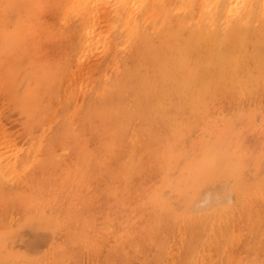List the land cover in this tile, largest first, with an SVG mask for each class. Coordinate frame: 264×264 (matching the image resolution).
<instances>
[{"label":"rangeland","instance_id":"obj_1","mask_svg":"<svg viewBox=\"0 0 264 264\" xmlns=\"http://www.w3.org/2000/svg\"><path fill=\"white\" fill-rule=\"evenodd\" d=\"M0 1H1L0 5H2L0 6V10H1L0 19H2L0 21V29H1L0 30V36H1L0 41L2 42V45L0 44V46H2L0 47V62H1L0 63V125L3 123L0 126V155L2 156V157L0 156V159L4 160V163H1L3 162V160H0V185H1L0 187H4L7 185L6 187L11 186L15 189L16 188L15 185H16L17 189L15 190L13 189L14 190L13 196H15L16 198L12 196L11 200L16 199L15 201L19 202L24 199V207L26 208V210H24V215L22 211H20L19 213L18 210H14L15 212L14 213L12 210V207L10 208L9 211H7L6 209L0 210V215L2 216L0 217V220H1L0 221L1 222L0 223V227H1L0 228L1 229L0 230V256L2 257V259H5V260L10 259L11 261L12 260L14 261L15 259L21 260L24 258L26 260V264H43V262L44 264H70V263L71 264H108L110 261L109 260L110 258H108V256L113 255L112 251H114L115 249H113L112 245L115 244L117 253H119V251L121 252L119 254L121 257L118 258L120 262L119 264H191V263L197 264L199 262L202 264H206V263L207 264H222L221 262L217 261V258H219L221 255H225L226 259L227 258L230 259V257L233 256L232 257L233 260L235 259L236 261H239L237 263L234 260V262H236L235 264H242L241 262H244L243 264H245V261H247L246 260L247 258L254 257L253 259H255L256 261V259H258L256 254H258L259 259L256 262L254 260H250L251 261L250 263L252 264L254 262L253 264H264V260L262 259L264 258V253H263L264 246H262L264 245V234H263L264 233V221H262L264 219V201H263L264 199V67H262V65L260 66V64L262 63L264 65V62H263L264 61V51H263L264 44L263 46L261 45L260 47L261 42L263 41L262 43H264V36H263L264 34V28H263L264 27V1L262 2V0H257V1L253 0L254 2L252 1L250 2V0H244L243 3L239 4L241 5V7L239 6L240 8L236 11L237 13L235 15H232L234 13L233 10L236 7L235 8L233 7L234 9L231 8L233 13L232 12L230 13L229 11L230 8H228V11L226 8L231 7L233 2H235V4H236V1L240 3L241 0L240 1L231 0L232 2L231 4H228L230 3V0L228 1L223 0L224 2V3L222 2L223 4L221 3V0H218L216 2H213V0H197V1L194 0V2L193 0L192 1L173 0V3H170L168 5H171L170 6L171 8L169 9L171 10L173 9L172 11L170 10L172 12L170 13L172 16V21L173 19L174 21L176 20L175 23L178 22L176 25L179 27L175 26L174 22H172L171 26L174 25V27H176V28L172 27V32L174 34V30H175V34L177 37L172 34L173 36H171L172 37L171 41H170L171 37H169L168 38L169 40L167 41L172 42L173 40L174 42L175 37H176L175 41L179 38V40L174 43L176 44V47L180 45L182 48L178 47L177 48L178 50H177L174 48L175 44H173V46L171 45L172 54L175 52L173 55L175 57L177 56V59L173 56L172 58L174 59V64H171L173 62L171 60L172 58H170L169 62L164 65L165 67L164 66L162 67L161 65H163L165 60H167L165 58L167 57V55L164 56L165 54L163 55L162 53L163 55L162 57L161 53H160V56L156 54L159 57H161L160 59L162 61L160 59L157 60V56L153 57V55H155V52L157 53V48H159V50L160 49L162 50L163 43L162 44L159 43L160 46L156 47L155 50L152 51L154 49L153 43H147L148 41L151 42L152 40L150 38H145V39L144 37L142 38L143 34H141L142 31H145L144 33H147L148 28L147 30H144L145 28L141 29L139 25L141 24L142 25L141 27H144L145 25L149 24V20L147 19L152 16L151 15L152 9H150L151 8L150 2H152L153 0H148V1L145 0V2H143L144 0H138V2L139 1H142V2L141 4L139 3L140 5L139 6L137 5V7H135L136 6L135 3L138 4V2L135 1L134 3L135 5L134 9H137L135 10L136 13L138 12V14L141 15V11L143 10L142 15H143V12H144V15L142 17L145 23H142V21L138 22L139 20L136 19L137 14L135 15V18L133 17L130 18L131 20L136 19L135 21L132 20L133 22L132 23L129 17H127L128 19L125 17L126 14L120 15L119 12L116 13L115 11H112L114 14L112 13L111 15H110L111 12L110 13L107 12V15L108 16L110 15L109 16L110 18L103 17L104 18L102 19L103 22H100L101 20L98 22V26H101V27L94 25L96 29L94 28V26H92L95 23L90 24L91 27L89 24H88L89 26L87 24L85 25L84 22H87L89 17L86 18L87 20L85 19L86 21L84 22L82 21L85 18L83 17V15L86 16L89 10L94 9V8L92 9L89 8L90 6V5L88 6L89 0L87 3H83L84 0H79L78 2L81 4L83 3L86 6V9L87 7L89 8L87 12H85L86 9L80 10V6H76L77 3H75L74 0L73 2L75 4L71 2L70 0L68 1V3L66 2L61 6L59 4L61 0H37L39 2L33 3L32 5H30L29 7L31 8L29 7L26 8L28 5H26L21 0H16V3H14V0L13 1L12 0H0ZM18 1L21 3L23 2L22 4L23 5L25 4L26 6L23 8V5L21 3L17 4ZM119 1L120 0H118V5L119 7H121L122 3L119 4ZM164 1L165 0H161V1L156 0L155 2L153 1V3H154V6H157V4H159L160 6ZM184 1H186L185 4H184ZM219 1L222 5L219 3ZM248 1L250 2V4L248 3ZM70 2L73 3L74 5H71ZM110 2L115 4L117 0L115 2L111 0ZM188 2L189 3L193 2L195 6V8L193 7L194 11L191 9L192 7L187 6L189 5ZM210 3L214 7L215 6L216 7L214 8ZM251 3L255 5L254 8L258 9V12L260 10L259 13L256 12L253 16V17H258V18H253V22H252L250 21V19L248 20V18L245 17L240 22V24L243 23L240 26V31L237 30V33L235 32L236 30L234 31L237 35L240 33L239 36L237 35L235 36L234 32H233L234 34L233 35L232 34L233 29L231 31L230 29L233 28L232 26L236 22L234 21L235 20L234 18H236L237 16L240 19L242 15L246 14L247 13L246 10L247 9L249 10V7L251 8ZM262 3H263V6L261 7ZM69 4H70L69 6L70 8L73 6L72 9L73 8L76 9L80 17L77 13H75L76 11L73 12L74 9L73 10L68 9ZM112 5L113 4H111L110 8L112 7L114 8V6L117 7L116 5H113V6ZM190 5H192V3H190ZM236 5L238 7V4ZM257 5L258 7H256ZM65 6L68 12L64 11L66 10ZM85 6L84 7L82 6V7L85 8ZM218 6L221 7V12ZM222 6H223V9H222ZM189 8L191 9V11H193L194 15L192 14L191 11L188 12ZM218 8H219V11L216 12ZM19 9H21V11L23 10V12L19 11ZM99 9H101L102 11L95 10V13L96 11L97 12L99 11V13L101 11L102 13L105 14L107 11L106 9H103L102 7H100ZM139 9L140 11H138ZM256 9L255 11H257ZM186 10L189 13V16H187L188 13L186 12ZM149 11H151L150 14L148 13ZM203 11H207L208 15H207V12L204 13ZM238 11H239L240 16H238ZM82 12L83 14H81ZM184 12L187 14L186 16ZM99 13H96L94 15V11H90L88 15L92 14L91 17L95 16V19L97 20L98 18L100 19ZM176 13L179 15L181 14L180 16L178 15V18H181V20L176 19L177 15H173ZM215 13H218V14H215ZM225 13L227 14V16L229 14H231L232 16L229 15L227 17ZM26 14H28V16ZM69 14L71 16L72 15L74 16L70 17ZM182 14L184 15L185 19L182 16ZM219 14L223 15L222 17L220 16L221 19L218 18L220 20L217 19V15L219 17ZM112 15L114 18L111 17ZM114 15L116 17L119 16V18L121 16V20H118L119 18L118 17L116 18ZM215 15H216L217 22L214 17ZM124 17H125L126 23L123 22ZM261 17H263L262 18L263 20L260 19L261 20L260 21L259 18ZM21 18H24V20ZM203 18L206 20H204ZM223 18L227 19L228 21L227 24H225L226 23L225 19L222 20ZM95 19L93 20V18H91L90 20H93V22L94 21L96 22ZM113 19L114 20L117 19L116 24H115V21H112ZM202 19L203 21H201ZM208 19L210 21H208ZM178 20H180V22ZM185 20H186V23L184 22ZM251 20H252V17H251ZM4 21H5V24L3 23ZM66 21L69 23V25ZM70 21H72V23ZM106 21H108V23ZM128 21L130 22L129 23L130 27H128L129 25L127 26ZM188 21L191 24H189ZM212 21L213 23L216 22V24L219 23L218 28L211 25ZM218 21H221V22H218ZM246 21L249 23L246 24ZM23 22L24 24H22V27H21L19 24ZM104 22L107 24V26H105L106 24H104ZM112 22H114L115 26L112 24L113 26L109 27V24L111 25ZM155 22H156V26L155 28L152 29L153 30L152 33L155 34L156 32L154 31L157 30L159 32L158 35L160 36L161 34L160 31L162 32L163 31L162 29L163 28L165 29V27L161 26L162 24L161 19ZM155 22L153 23V25L155 24ZM157 22H158V25H157ZM183 22L185 23L184 26L185 27L187 26L185 29H184V26H182ZM202 22H206L205 23L206 26H204L203 25L204 23ZM88 23H91V22H89L88 20ZM250 23H252L251 27L253 25L254 27H256L255 25H257L258 28L256 27L257 29H255L252 27L253 29L251 28V32H250V27L249 29L248 27L246 28V26L250 25ZM49 24H51L52 27ZM73 24L79 25L78 27H80L81 30L78 31V27L77 29L73 28L72 27ZM121 24L122 26L123 25H126V26L125 27L123 26V28H121ZM196 24H198V26L201 25L200 27L204 26L211 33L212 32L214 33L213 30L216 28L214 34L216 35V33L218 32V34L216 35L217 38H215L214 34H213L214 37L211 34L210 37H213V38L209 39L208 34L210 32L207 34V29H205L206 34H207V37H206L205 31H203L204 28L201 29L202 32L201 30H196V29H199V27ZM82 25L83 26L85 25V27H82ZM116 25L117 26L120 25L119 28H117ZM131 25L135 26L136 28L132 27ZM191 25H193L194 27ZM17 26L20 29H16ZM86 26H88L87 28L90 27L91 29L93 28V30L95 29L97 34H95L94 31H92L90 28L87 31L90 32L91 30V32H93L94 35H91L92 33L89 34L86 30H84V32L86 31L85 32L86 34L82 32L83 31L82 28H86ZM188 26L189 28L190 27L193 29L195 28L196 32L200 31L201 33H204L203 35L206 37V39L208 38L209 41L211 40L210 41L211 46L213 45V43L215 44V42L216 43L218 42L217 44L212 46L213 48L210 45H208L209 48L211 47L214 51H216V48L218 50L220 47L224 46L225 44H228L229 47L228 45H225L224 46L225 48L222 47L221 49L224 50L226 49V47H228L232 50L234 49L233 50L234 52L236 50V52L239 53V55L236 54V52L232 53L233 56L231 54L229 55L228 50H227L228 55L232 56V58L230 57L232 59L231 60L230 58H226L227 56V54L225 53L226 50L224 51L220 50V52L217 51V57L222 60L217 59V57L215 58L216 53L213 52L211 48L210 50L212 52H210L207 45L204 48V45L206 43L208 44L209 41H206L203 35L200 38H198V41H197V39L195 40V38L198 37L199 32L196 33L195 30L190 29V32L185 31L186 32L185 34L184 30H186ZM220 26H222L223 29L220 28ZM224 26H226V29L224 28ZM102 27H104L105 30H101ZM209 27L211 28L214 27V29L211 30V28ZM244 27L248 29L249 31L248 30L246 31ZM55 28L57 29L56 31L54 30ZM110 28H112L111 31L109 30ZM128 28L131 29L132 33L128 32V30H130ZM180 28L182 29V32H184L183 33L184 35H181V36L178 35L180 33L182 34ZM21 29H23L24 31L26 29L28 30H26L25 34L22 35L24 31ZM140 29H141V32H140ZM176 29L179 30V31L177 30L178 34L176 33ZM217 29H219L220 31ZM17 30L18 31L21 30L20 33ZM117 30H121L122 32L121 31L119 32ZM150 30L151 28H149V31ZM223 30L224 31L226 30V31L224 32ZM260 30L263 31L262 34H260L261 32ZM102 31L105 32V34H102L104 38L101 35ZM126 31L129 33L128 36H127L128 33ZM191 31L193 32L191 33ZM243 31H245V33H243ZM253 31H254V34L256 32L255 37H254ZM44 32L46 33L45 35L43 34ZM64 32H65V35H64ZM115 32H116V35L114 34ZM134 32H135V35H133ZM187 32L191 33V35L194 33V36L192 35L194 38H192L191 36V40L189 39L190 41H192V39L193 41L194 40L197 41L194 43L192 41L193 44H191L192 46L190 47H188L189 42L187 44L183 43L188 40L187 36H190V35H187ZM247 32H250V34ZM26 33L28 34L27 37H25ZM80 33H81V36H80ZM120 33L122 36L120 35ZM224 33L230 39L226 40L223 38L222 40L223 43H222L220 39H222L223 37L222 35H224ZM241 33L244 36V39L242 38ZM246 33L248 34L247 36L250 35L252 41L255 40L254 43L248 37H246ZM10 34H11L10 38L12 40H10L9 38ZM149 34H144V35L151 36V34L150 35ZM230 34L233 35V37L235 36L236 39H233V37ZM21 35L23 36L24 39L20 38ZM83 35L86 36L87 39ZM88 35L90 36V40L92 39V44H90L91 42H87V40L89 41ZM98 35H100L101 37ZM111 35H113L114 38H116L117 36V38L114 39L113 36ZM125 36L126 37L130 36L128 38L129 44L128 42L124 44V42L127 41V38ZM184 36L186 38L182 39V37ZM229 36H231L233 40H231V37ZM257 36L262 37V38H258ZM5 37L7 39H5ZM77 37H78V40H77ZM82 37H84L83 40H82ZM202 37L205 40V43L203 42V44H198L199 41L200 43L204 41L203 39H201ZM240 37L242 38L241 39L242 41L240 40L241 43H239ZM93 38H95L96 40L94 41ZM102 38L103 40L107 39V41L109 38L110 41H108V44H107L109 45L108 49H107L108 46L106 45L107 42L105 43V41H102ZM214 38L215 40L219 38L220 42L218 40L213 41ZM246 38L249 39V42L243 41ZM16 39L17 41L19 40L20 42L23 41V43H21L20 45L21 50L23 49V51L20 50V47L18 45L20 44V42L14 45ZM121 39H122V42H119L121 41ZM160 39L162 40L161 36H160ZM24 40H27V41H24ZM98 40L100 42H97ZM116 40H119V41H116ZM130 40L132 41L131 42L132 45L130 44ZM234 40L239 41V42H235ZM4 41H6L7 43L6 42L4 43ZM81 41L84 43V45L86 43V46H82L84 48L81 47V45L83 44V43L80 44ZM101 41L105 43L103 44L107 46L106 48L103 44H100ZM115 41L117 44L115 43ZM179 41H182V42L178 44ZM233 41L235 43H239V45L238 44L234 45ZM25 42L26 43L28 42V44H26ZM30 42L32 43V45H30L31 44ZM94 42H97L99 45H102L103 47L101 48L98 44L96 45V43ZM136 42H138V45ZM258 42H260V44ZM75 43L78 45H76ZM251 43L253 44L257 43L259 48L257 44H255V46L252 44V46L254 47H251V45L249 46V44ZM12 44L15 46L14 49L13 47H11L13 46ZM123 44L124 46H122ZM194 44L196 46L198 44L200 45V47L198 46L194 47ZM129 45L131 46L137 45V47L133 46L132 48ZM151 45H153L152 46L153 49L151 48ZM201 45H203V47H201ZM237 45L241 47H238ZM246 45H248L247 51H246ZM75 46L79 50L76 51L75 55H73L76 49L73 50L74 52L72 51V49L76 48ZM125 46H126V49H125V52H123L124 49L122 48ZM128 46L132 49L130 50ZM183 46L184 47L186 46L185 49L189 48V51L186 49L187 52H184L185 49L183 48ZM234 46H236L237 48H235ZM10 47L14 51H16L18 54L15 53L14 51H11L12 49ZM86 47H88V49L89 47L92 49L87 50L85 49ZM96 47L98 48L100 47L101 50L97 49ZM118 47H121V48H118ZM141 47L142 49L144 48L146 52L142 51ZM192 47H194V49ZM103 48H105L106 50L105 49L103 50ZM195 48L197 49V52L194 51L196 50ZM199 48L200 50H198ZM201 48H203L202 54H204L205 56L208 54V56L210 55L211 58L210 56L209 57L206 56L205 58L204 55H200ZM254 48L255 49L258 48L261 51H258L257 49L256 50L257 53H255L256 51L254 50ZM134 49L135 50L138 49L139 52L135 51ZM173 49H175V51H173ZM85 50H87L88 52L87 55H83V54H86L85 52L82 54L84 58L83 57L80 58L79 53L80 52L82 53ZM91 50H93L92 51L94 52L93 54ZM102 50L104 53L102 52ZM115 50H118V51L116 52ZM133 50L135 51V53ZM176 50L179 52L180 55L182 54V56H183V53H185L184 54L185 56L179 57L180 59L182 58V60H178V52H176ZM191 50L194 52H190ZM232 50H230L229 52L231 53ZM114 51L117 53L116 55L114 54L117 59L113 61L120 62V64L118 62H117L118 64L116 63L117 66L120 65L119 67L114 66L115 62L112 61V59H114L113 58L114 56H112V58L110 57L111 55H113ZM120 51H122V53ZM245 51L247 52V55L246 53H244L245 55L240 56V53L243 54V52ZM153 52L154 54L152 55L151 53ZM249 52H251V54H248ZM186 53H189V55ZM218 53L219 55L222 54V56L221 55L219 56ZM252 53L257 56L252 57L254 56ZM11 54L12 56H10ZM64 54H65V58L67 57L66 59H69V60L64 59ZM125 54L127 56L126 58H125ZM129 54H132V56ZM172 54H168V57L169 55H172ZM234 54L237 55L236 57L237 61L234 60L235 59L234 57L236 56ZM7 55L8 57H6ZM121 55L122 57H124V59L121 57ZM149 55L152 56L153 60L150 61L149 58L151 56ZM196 55L201 57L200 59L203 58V60H200L198 57V59L200 60L199 61ZM44 56L46 59L43 58ZM102 56H103V59H102ZM189 56L191 57L194 56L193 57L194 60L196 58V61L192 60L191 62H194L193 63L194 67L196 64L197 65L199 64L198 65V67L200 66L199 68L196 66L197 69L195 67L194 70H192L193 66H190L191 64H189L191 62L188 63ZM141 57L142 58L146 57L147 59H149V63L147 62L148 60L146 58L145 60H143L141 59ZM239 57H240V60H239ZM3 58H8V59L10 58V59L9 60L6 59L4 61ZM78 58L81 59V63L78 61ZM118 58L120 59L122 58V59L119 60ZM139 58L142 60L141 64H140L141 60ZM154 58H156L155 61H154ZM185 58L187 59V61H185ZM224 58L228 60L226 61ZM16 59L18 60L16 61ZM76 59H77V62H76ZM133 59L136 60V62H138L136 66H135L136 62L134 63ZM212 59H214L215 62ZM243 59L246 62H243L244 61ZM253 59L254 60L259 59V60L256 62ZM14 60L15 62H13ZM34 60L36 62H34ZM206 60L207 61L212 60L211 62L213 63L208 62L207 64ZM233 60L235 61V63ZM183 61L186 62V65H184L185 62ZM202 61L205 62L206 64L203 63ZM232 61L236 65L234 66L230 65L232 64L231 63ZM8 62H12V64L13 63L14 64L12 65L10 63L12 66L9 67L10 64H8ZM52 62H53V65H52ZM126 62L128 63L130 68L134 65L133 69L131 68V70L130 69L128 70L130 73L127 71L128 75H125L123 73V72L126 73L125 71L126 69H124L126 68L124 66H127ZM144 62L146 65L143 64ZM220 62L223 64L224 67H226V70H224L225 68H223ZM224 62L226 64H224ZM248 62L250 66L247 65ZM82 63L85 65H83ZM123 63H125L126 65H124ZM130 63L132 64L130 65ZM152 63L155 69H153L154 67L153 68L151 67ZM218 63H219V67L217 66ZM78 64L80 67H82L83 65V67L80 68ZM139 64L141 66H138ZM142 64L144 66H142ZM169 64L171 67H169ZM228 64L230 66H228ZM14 65L15 66L17 65L18 67L17 66L15 67ZM174 65L175 67H177L176 69H178L179 71L176 74L179 76L182 73V76H179V77L176 74H174L176 75V78H179V81L181 79L183 80V78H185L184 76L186 75V78L183 80L185 82H182L181 80V83H184V86L186 87H184L183 84L176 82V80L178 81V79H176L175 76H172V74H170L171 72H173V70H175L174 69L175 67H173ZM112 66L118 69L116 70ZM147 66L149 67L147 68ZM185 66L186 67L189 66L188 67L189 69L188 68L186 69ZM203 66H205V68ZM216 66H217V69H216ZM238 66H239V69L241 67V69L242 70L244 69V70L243 71L239 69L237 70ZM245 66H247V68L249 66L250 69L249 68L246 69ZM144 67L146 68L147 72L146 70L144 71ZM234 67L236 71L232 70L234 69ZM112 68L113 70L111 71ZM120 68L121 70H119ZM151 68L153 70H151ZM218 68L223 69V71H221ZM33 69L35 72L33 71ZM122 69H124V71H122ZM160 69L161 71L163 69V71L161 72ZM202 69L203 71H201ZM104 70L106 72L103 73ZM149 70L151 71L150 74H149ZM154 70L155 71L157 70L156 71L157 74ZM227 70L228 72L229 71L230 72L228 73ZM116 72L117 73L120 72V73L117 74ZM131 72L132 73L134 72V73L132 74ZM152 72L155 73L156 78L152 77L154 75V73L152 74ZM218 73H221V74L223 73V74L222 75L220 74L218 76ZM83 74H84V77H83ZM168 74H170L171 76L169 75V77H167ZM114 75H117V76L119 75L118 79L117 77L114 78L115 77ZM122 75H123V78L120 77ZM223 75L224 76L226 75V76L224 77ZM124 76L130 79L127 81L126 80L127 78H125ZM161 76H163V78ZM70 77L72 78L69 79ZM109 77H110L111 82L114 83V81H116L122 86H120L118 83L115 82L114 84L117 90L115 89V87L113 88L114 85L110 84L111 83L109 82L110 80L109 81L107 80ZM222 77L223 79L225 78L224 81L223 79H221ZM79 78H81V80ZM157 78L159 79L158 81H157ZM120 79L122 80L123 83L121 82ZM164 79L167 81H164ZM107 81L108 83L106 85L105 83ZM150 81L152 82L150 83ZM126 82H129V83L126 84ZM174 83L176 84L179 83V86L177 84V86L172 88L171 86L175 85ZM109 84L111 87L109 86ZM123 84H126V87ZM139 84L141 86H138ZM72 85L74 87L76 85L77 86L76 88H73ZM128 85L129 87H127ZM119 86L125 91L123 90L121 91V88ZM160 86H162V88ZM34 87H35V90L33 89ZM85 87L88 89H86ZM169 87L172 89H170ZM176 87L177 89H179V87L181 88L180 90H177ZM68 88H69V92L67 91ZM100 88H102V90ZM136 88L138 90L139 89H142V90L136 91L137 90ZM145 88H147V90H145ZM184 89L186 93H184ZM70 90H72V92ZM99 90L101 91V93L98 92ZM168 90L170 91L169 96H167L168 94L166 95V93H169ZM115 91L117 93V96L114 94ZM161 91H163L165 94ZM175 91H177V94L179 93L178 96L176 93L174 94ZM181 91L183 92V95ZM76 92H79V93L76 94ZM105 92H108L110 95H112L113 93L112 96H116V97H111L108 95V93H105ZM137 92L139 93L137 94ZM27 94L28 96H26ZM106 94L109 96V98L108 96H106ZM146 94L148 95L149 99H147L148 98L147 96L146 97L144 96ZM62 95L64 96L62 97ZM160 95L162 99L159 98ZM92 96H94L95 98ZM123 96L124 97L127 96L128 98L125 97L124 99ZM130 96L134 99V102ZM150 96L152 98H150ZM27 97H29V99ZM144 97H145V100H144ZM113 98L115 99L119 98V99H116L117 101L118 100L119 101L118 103L116 102L112 107L113 102H115L114 101L115 99ZM175 98H176V101H174ZM87 99L88 101L91 100V102H88ZM92 99L94 100V102ZM129 99H131V101ZM181 99H183L182 100L183 104L181 103ZM111 100L113 102H111ZM126 100H128L129 102H127ZM140 100L143 102H141ZM160 100H162V103H160L161 102ZM101 101H103L105 104H103ZM122 101L124 102L126 101L127 103L125 102V104H123L124 102ZM166 101L168 105L165 104ZM79 102L84 103V104H80ZM99 102H101V106L105 105V107L103 106V109H101L102 108L101 106H97V108H95L96 105H100V104H97ZM91 103H92V106L90 105ZM106 103H109L111 107L107 105ZM31 104L34 106H32ZM73 104H75L74 106H76L74 111L77 112L78 116L77 114L76 116H72V114L74 113ZM85 104L88 107L90 105L92 110H94L93 112H90L91 114L89 115V117H88L89 111H92V110L90 107L89 109L88 108L86 109L85 107L87 106ZM141 104L142 106H140ZM106 105L109 108H107ZM120 105H122V108ZM25 106H28V108ZM132 106L134 109L132 108ZM52 107L56 109L58 107L59 108L58 110H55ZM98 107H101V108L99 109ZM83 109L86 111H84ZM98 111L100 112L99 114H98ZM133 111H135V113ZM62 112L64 114H61ZM95 112L97 113L98 117L95 114ZM51 113L53 116H49L51 115ZM57 117L59 118L57 119ZM93 117L94 119L92 120ZM54 118L57 120H55ZM143 118H147V119H143ZM50 119H54L55 121L54 120L51 121ZM82 119L83 121L81 122L80 120ZM70 123L74 124V126L73 125L67 126ZM81 123H82V126H81ZM64 128L68 129L69 131L66 130V133H65ZM60 129H63V131H61ZM41 130L44 131L45 133H43ZM3 132H6L7 134ZM42 134L44 136L43 138H42ZM2 135L4 138L2 137ZM64 135L66 136L64 137ZM36 137L37 138L40 137L39 139L41 140V142L43 141V143H41L40 140L37 139ZM12 139L14 142L10 141ZM15 142H16V145H15ZM6 143L8 144V146L11 147L10 150H8L9 147L7 146ZM65 143L68 145H66ZM97 143H98V146H97ZM37 144H40L38 146L42 145L41 148H39ZM59 145H62V146H59ZM82 145L84 146L81 147ZM5 146L8 147V149L5 148ZM36 146L38 147V149ZM80 147L82 149H80ZM18 148H21V149L18 150ZM32 148L34 149L32 150ZM50 148L52 151L50 150ZM68 148L69 150H67ZM6 149L11 153V155L8 151L6 153L5 151ZM16 149H17V152L15 151ZM90 149L92 150L90 151ZM64 150H66V152ZM37 152L38 154L36 155ZM5 154L6 155L8 154L7 158H5L6 157ZM49 154L50 155L52 154L51 158ZM83 157H84V160H82ZM48 158H50L51 160L50 159L47 160ZM67 158H69V160ZM5 161L7 162L5 163ZM11 162L13 166L12 164L10 166L12 167L9 166ZM61 162L63 164H61ZM3 164L6 166V168H4L5 166ZM62 166L64 167L63 169H62ZM3 168H4V171H3ZM21 170H23V172ZM9 172L13 174L9 176ZM45 173H46V176H45ZM73 173L76 175H74ZM2 174L4 177L2 176ZM23 177L26 178V181L24 180V182H22L24 179ZM61 177L63 180L61 179ZM15 179H17V181ZM223 186H226V187H223ZM40 190L42 191L40 192ZM18 191H22V192H18ZM42 202L45 204H43ZM40 204L44 207L40 206ZM44 208L47 210H45ZM27 210H29L30 212ZM3 211L8 212V213H5L6 216H3V213H4ZM13 213H14V218L13 216L12 217L10 216V214L13 215ZM46 214L48 215L46 216ZM45 216L48 217L51 222L50 230L52 232H55V229L56 231H58L57 232L58 238L56 239L57 241L55 240L54 243L52 242V244L45 245L43 249H41V251L40 250L34 251L30 247L27 248L25 251L23 250L22 247L15 246V249L13 248L9 249L7 247L6 243L8 242L10 235L13 232L21 231L22 221L25 218L26 220H29V219L38 217V219L42 220ZM70 216H72L73 218L72 220H70ZM73 223H75V225ZM128 223L133 224L132 227H134L135 229L134 231L136 234H133V232H131L130 233L131 235H130L128 231H121L120 229L121 226L122 225L124 226V224L126 226V224ZM71 225L73 226L72 231L77 232V235H78V237L77 236H71V237L74 240H81V238L83 237L81 240L82 242L79 241V249H78L79 251L78 252L76 249H74L75 252H73L74 250H69L70 245H71V238L69 239L67 236H64V231H67L68 229L70 230L69 227ZM260 225H262V227H260ZM6 226L8 229L5 228ZM254 226H257V227H254ZM171 229L172 230L174 229V230L172 231ZM224 229H226L227 232ZM234 229L235 231L239 233H236ZM254 229H256L257 231ZM223 230L226 232L225 234ZM261 230H262V233H261ZM4 231H6V233ZM107 231L108 232L115 231V232L108 233L110 235L108 236L104 234V232H107ZM170 231H171V234H170ZM94 232L96 235L93 234ZM256 232L258 233L260 232L261 234H258ZM250 235L252 239L249 237ZM255 235H257L258 237ZM131 238H132V241H131ZM250 241H252L251 242L252 244L250 243ZM88 242H91L94 244L88 247L87 246ZM254 242L256 243L255 247L253 245ZM82 244H85V245H82ZM245 244H247L248 247H245L246 246ZM251 245L253 246V248ZM259 246L263 248H260ZM254 250H257V251H254ZM248 251H251L253 253L248 252ZM98 252H102L99 260L97 259L99 257ZM246 252L249 253L250 255L247 254ZM145 254L146 256H144ZM238 256L240 259L238 258ZM242 256L244 258H242ZM208 258L210 260H208ZM211 258H213V260ZM86 259L88 262L86 261ZM195 259H196V262H195ZM260 260H263V262L260 263ZM230 263L233 264V262H230ZM19 264H22V263H19Z\"/></svg>","mask_w":264,"mask_h":264},{"label":"bare ground","instance_id":"obj_2","mask_svg":"<svg viewBox=\"0 0 264 264\" xmlns=\"http://www.w3.org/2000/svg\"><path fill=\"white\" fill-rule=\"evenodd\" d=\"M12 1H13V0H12ZM21 1H23L26 5H28L26 8H28V7H29L30 5H32L33 3H37V2H39V1H37V0H21ZM68 1H70V0H61L59 4H60V6H61V5H63L64 3H66V2L68 3ZM85 1H86V2H85ZM110 1H111V0H110ZM110 1H109V0H89V2H88V0H84L83 3H87V2H88V6L90 5V6H89L90 9H92V8L95 9V8H96L95 10H101V9H99V8L102 7L103 9H106V10H107L106 13H105L106 16H105L104 13L101 12L102 10L100 11V13H99V11H98V12L96 11V13H99V14H100V19L97 17L98 19L96 20V19H95V16H94V17H91V15L93 14L92 12H91V13H92L91 15H90V14L88 15V13H90V11H94V15H95L96 13H95V10H94V9H93V10H89L88 7H87V9H86V6H85L83 3L81 4V3H78L79 0H77V1L74 0V2L78 4V5L76 4V6H80V10H85V9H86L85 12H87V11L89 10V12L86 14V16L83 15V17H85V18L83 19V17H82V19H83L82 21H83V22L86 21V20H87L86 18L89 17L88 20H89V22H91V23H88V20H87V22H84L85 25H86V24H87V25H88V24L90 25V24H92V23H95V24H93L92 26H94V25H97V26H98V22H99L100 20H101L100 22H103V21H102V19H104L103 17H105V18H106V17H109V16L113 13L112 11H115L116 13L119 12L120 15L126 14L125 17H126V18L129 17V19L132 18V17L135 18V15L137 14L136 19L139 20L138 22H141V21H142V23H145V22L143 21V17H142V16L144 15V12H143V15H142V11H143V10L141 11V15H140V14H138V12L136 13L135 10H137V9H134V6H135V5H136L135 7H137V5L139 6V5L141 4L142 1H139V2H138V0H123V1L120 0V1H119V4L122 3V6H121V7H119V5H118V0H117V2H115L116 0H113V2H115V4H114V3H111ZM135 1H137L138 4H136ZM147 1H148V0H147ZM147 1H146V3H147ZM153 1L155 2L156 0H153ZM153 1L150 2V4H151V8H150V9H152V10H151L152 13H151V11L148 12L149 14L151 13L152 16H151L150 18L147 19V20H149V24H151V25L147 24V25H145L144 27H141V26H142L141 24H139V25H140V28H141V29H142V28H145L144 30H147V28H148V32L151 34V33L153 32L152 29L155 28V26H156V22H155V21H157V20L159 21V19H161V21H162L161 26H162V27H165V29H164V28L162 29V30H163L162 32L159 30L160 33H161L160 36H161L162 40L160 39V36L158 35L159 32H158L156 29H155L156 31H154V32H156V33H155V34L152 33L153 35L151 34V36L144 35V34H149L147 31H146L147 33H144L145 31H142L141 34H143V36H142V35H140V36H142V38L144 37V39H145V38H150V39L152 40L151 42H149L148 40H147L148 42L146 41L147 43H153L154 46L151 45V48H152V46H153V48H154V49L152 48V49H153L152 51H154L156 47L160 46L159 43H161V44L163 43L162 50H161V49L159 50V48H157V53L155 52V55H153L154 52L151 53V54L153 55V57H154V56H157V60H159V59L161 58V57H159V56H160V53H161V55H162V53H163V55L165 54L164 56L167 55V57H165L167 60H165L164 63H163V65H161V66L163 67L165 64H167V63L169 62L170 58H172V57L174 56L173 54H174L175 52L172 54V51H171V50H172V46H173V44H175L174 42H177V41L179 40V38L175 41V39H176L177 36H176V34H175V30H174V29H173V30H174V34H173V32H172V27H173V28H176V27H174V25L177 26L176 24H177L178 22L175 23L176 20L174 21V19H173V21H172V16H171V14H170V13H172L171 11H172L173 9H172V10L169 9V8H171V7H170L171 5H168V4L173 3V0H165L160 6H159V4H157V6H154ZM158 1H161V0H158ZM175 1H176V0H175ZM175 1H174V2H175ZM190 1H192V0H190ZM196 1H197V0H196ZM216 1H218V0H215V1L213 0V2H216ZM224 1H226V0H224ZM227 1H228V0H227ZM239 1H240V0H239ZM241 1H242V2H241ZM241 1H240V3H239L238 1H236V4H238V7H237V5L235 4V2H233V3H234V4H233V3L231 2V0H230V3H228V4H231V3H232V5H231V7H227V8H226L227 11H228V8H230L229 11H230V13H231V12H232V9H231V8H233V7L235 8V7H236L235 9L233 8V9L235 10V11L233 10L234 13L232 12V13H233L232 15H235V14L237 13L236 11L241 7V5H239V4H241V3L244 2V0H241ZM251 1L254 2L253 0H250V2H251ZM256 1H257V0H256ZM263 1H264V0H262V2H263ZM0 2H1V1H0ZM9 2H10V1H9ZM23 2H22V3H23ZM71 2H73V0H71ZM71 2H70L71 5H74V4H75L74 2H73L74 4L71 3ZM143 2H145V0H144ZM185 2H186V1H184V4H185ZM193 2H194V0H193ZM193 2H190V3H192V5H190L189 2H188L189 5H187V6L192 7V8H191L192 10H193V7L195 8ZM213 2H212V4H213ZM222 2H223V0H221V3H222ZM250 2L248 1L249 4H250ZM14 3H16V0H14ZM20 3H21V2L18 1L17 4H20ZM22 3H21V4H22ZM27 3H28V4H27ZM110 3L113 4V5H116V6L119 7V8H117V7H115V6H114V8H113V7L110 8V6H111ZM116 3H117V4H116ZM134 3H135V5H134ZM139 3H140V4H139ZM177 3H178V2H177ZM195 3H197V2H195ZM219 3H220V1H219ZM219 3H218V4H219ZM221 3H220V4H221ZM223 3H224V2H223ZM223 3H222V4H223ZM25 4H24V5L22 4V5H23V8L26 6ZM70 4L68 5V9H71V10L74 9L73 12H75L76 9H75V8L72 9L73 6H72L71 8L69 7ZM79 4H81V5H79ZM175 4H176V3H175ZM210 4H211V3H210ZM212 4H211V5H212ZM215 4H216V3H215ZM222 4H221V5H222ZM113 5H112V6H113ZM181 5H182V4H181ZM233 5H234V6H233ZM0 6H2V5H0ZM76 6H75V7H76ZM82 6H83V7L85 6V8H83ZM148 6H149V5H148ZM152 6H153V7H152ZM168 6H169V7H168ZM185 6H186V5H185ZM199 6H200V5H199ZM212 6H213V5H212ZM223 6H224V5H223ZM223 6H222V9H223ZM228 6H229V5H228ZM239 6H240V7H239ZM248 6H249V5H248ZM254 6H255V5H254L253 3H251V8L249 7V10H248V9L246 10V11H247L246 14L242 15V16L240 17V19H239L237 16H236V18H234L235 20L232 19V20L236 21L235 24H233V26H232L233 28H231V29L229 28L230 31L233 29L232 34H233V32H234L235 30H236V31H235L236 33H237V30L240 31V26L243 24V23L240 24V22H241V20H243L245 17H247L248 20L250 19V21H252V22H253V18H258V17H253L254 14H255L256 12H257V13L260 12V10H259V12H258V9L254 8ZM262 6H263V3H262V5H261V7H262ZM4 7H5V6H4ZM144 7H145V5H144ZM213 7H214V6H213ZM215 7H216V6H215ZM215 7H214V8H215ZM218 7H219V6H218ZM246 7H247V6H246ZM256 7H258V5H257ZM259 7H260V6H259ZM5 8H6V7H5ZM17 8H18V7H17ZM29 8H31V7H29ZM59 8H60V7H59ZM61 8H63V7H61ZM65 8H66V6H65ZM77 8H78V7H77ZM82 8H83V9H82ZM138 8H139V7H138ZM142 8H143V6H142ZM172 8H173V7H172ZM174 8H175V7H174ZM178 8H179V7H178ZM181 8H183V7H181ZM211 8H212V7H211ZM214 8H213V9H214ZM219 8H220V12H221V7H219ZM219 8H218L217 11H216V10H215V11L218 12V11H219ZM21 9H22V7H21ZM21 9H19V11H21ZM144 9H145V8H144ZM191 9L189 8V9H188V12L191 11ZM241 9H242V8H241ZM255 9H256L257 11H255ZM17 10H18V9H17ZM17 10H16V11H17ZM60 10H61V9H60ZM63 10H64V9H63ZM170 10H171V11H170ZM206 10H207V9H206ZM209 10H210V9H209ZM0 11H1V10H0ZM53 11H54V10H53ZM64 11H67V8H66V10H64ZM103 11H104V10H103ZM138 11H140V9H139ZM193 11H194V10H193ZM193 11H191V12H192V14L194 15ZM225 11H226V10H225ZM246 11H245V12H246ZM254 11H255V12H254ZM21 12H23V10H22ZM67 12H68V11H67ZM107 12H108V13L111 12L109 16L107 15ZM186 12H187V10H186ZM188 12H187V13H188ZM191 12H190V13H191ZM203 12L205 13V12H207V11H203ZM222 12H223V11H222ZM13 13H15V12H13ZM64 13H65V12H64ZM75 13H77V11H76ZM101 13L103 14V16H102ZM116 13H115V15H116ZM178 13H179V12H178ZM184 13H185V12H184ZM228 13H229V12H228ZM22 14H23V13H22ZM24 14H25V13H24ZM28 14H29V13H28ZM28 14H26V15L28 16ZM54 14H55V13H54ZM67 14H68V13H67ZM77 14H78V13H77ZM77 14H76V16H77ZM81 14H83V12H82ZM84 14H85V13H84ZM113 14H114V13H113ZM149 14H147V15H149ZM192 14H191V15H192ZM196 14H197V13H196ZM215 14H218V13H215ZM222 14H223V13H222ZM225 14H226V13H225ZM20 15H21V14H20ZM62 15H63V14H62ZM69 15H70V14H69ZM69 15H68V16H69ZM78 15H79V14H78ZM115 15H114V16H115ZM173 15H177V18H176V19H180V20H181V18H178V15H179V14L176 13V14H173ZM180 15H181V14H180ZM180 15H179V16H180ZM186 15H187V14L185 13V16H186ZM193 15H192V16H193ZM205 15H206V14H205ZM207 15H208V12H207ZM207 15H206V16H207ZM212 15H213V14H212ZM229 15L232 16L231 14H229ZM229 15H228V16H229ZM247 15H248V16H247ZM44 16H45V15H44ZM73 16H74V15H72V16L70 15V17H73ZM96 16H97V15H96ZM145 16H146V14H145ZM182 16L184 17L183 14H182ZM187 16H189V13H188ZM192 16H191V17H192ZM220 16L222 17L223 15L219 14V17H218V15H217V19H218V18L221 19ZM226 16H227V14H226ZM228 16H227V17H228ZM238 16H240V15H239V11H238ZM258 16H259V15H258ZM21 17H22V16H21ZM42 17H43V16H42ZM79 17H80V15H79ZM111 17H113V15H112ZM115 17H116V16H115ZM117 17L119 18V16H117ZM117 17H116V18H117ZM125 17L123 18V19H124L123 22L126 21V20H125ZM147 17H148V16H147ZM173 17H174V16H173ZM195 17H196V15H195ZM201 17H202V16H201ZM203 17H205V16H203ZM208 17H209V16H208ZM210 17H212V16H210ZM214 17H215V20H216V15H215ZM214 17H213V19H214ZM251 17H252V20H251ZM1 18H2V17H1ZM76 18H77V17H76ZM91 18H93V20L95 19L96 22H97V24H96L95 21L93 22V20H90ZM109 18H110V17H109ZM113 18H114V17H113ZM188 18H189V17H188ZM205 18H207V17H205ZM237 18H238V20H237ZM262 18H263V17L259 18V20H260V19L263 20ZM6 19H7V18H6ZM21 19L24 20V18H21ZM50 19H51V18H50ZM50 19H49V20H50ZM58 19H59V18H58ZM70 19H72V18H70ZM70 19H69V20H70ZM85 19H86V20H85ZM111 19H112V18H111ZM127 19H128V18H127ZM136 19H135V20H136ZM184 19H185V17H184ZM189 19H190V18H189ZM191 19H193V18H191ZM200 19H201V18H200ZM203 19H204V18H203ZM203 19H202L201 21H203ZM220 19H218V20H220ZM224 19H225V18H223L222 20H224ZM228 19H229V18H228ZM1 20H2V19H0V21H1ZM73 20H74V19H73ZM77 20H78V19H77ZM116 20H117V19H115V20L113 19L112 21H115V24H116ZM118 20H121V16H120V18H119ZM130 20H131V19H130ZM132 20L135 21L134 19H132ZM132 20H131V22H132ZM147 20H146V21H147ZM180 20H178V21L180 22ZM204 20H206V19H204ZM211 20H212V19H211ZM215 20H213V21H215ZM225 20H226V23H225V24H227L228 21H227V19H225ZM256 20H257V19H256ZM259 20H258V21H259ZM261 20H260V21H261ZM59 21H60V20H59ZM64 21H65V20H64ZM67 21H68V19H67ZM67 21H66V22H67ZM208 21H210V20L208 19ZM213 21L211 22L212 24H211V23H210V24L213 25L214 27H217V28H218V26H219L218 24H219V23L216 24L217 20H216L215 23H213ZM260 21H259V22H260ZM47 22H48V21H47ZM66 22H65V24H66ZM70 22L72 23V21H70ZM83 22H82V23H83ZM106 22L108 23V21H106ZM109 22H111V21H109ZM117 22H118V21H117ZM121 22H122V21H121ZM154 22H155V24L153 25ZM172 22H174V25L171 26ZM181 22H182V21H181ZM184 22L186 23V20H185ZM184 22H183L182 26L185 25ZM196 22H197V21H196ZM218 22H221V21H218ZM231 22H232V21H231ZM259 22H258V23H259ZM262 22H263V21H262ZM3 23L5 24V21H4ZM67 23H68V22H67ZM73 23H74V22H73ZM75 23H76V22H75ZM77 23H78V22H77ZM84 23H83V24H84ZM118 23H119V22H118ZM125 23H126V22H125ZM129 23H130V22L128 21V22H127V26L129 25ZM132 23H133V22H132ZM188 23H189V21H188ZM192 23H193V22H192ZM197 23H198V22H197ZM202 23H204L203 25L206 26V24H205L206 22H202ZM202 23H201V24H202ZM207 23H208V22H207ZM248 23H249V22L246 21V24H248ZM258 23H257V24H258ZM18 24H19V23H18ZM18 24H17V25H18ZM22 24H24V22H23V23H20L19 25L22 27ZM52 24H53V23H52ZM78 24H79V23H78ZM104 24H106V23L104 22ZM112 24L114 25V22H112L111 25L109 24V27H110V26H113ZM119 24H120V23H119ZM135 24H137V23H135ZM189 24H191V23H189ZM198 24H199V23H198ZM198 24H196V25L198 26ZM214 24L217 25V26H215ZM225 24H224V25H225ZM246 24H245V25H246ZM251 24H252V23H250V25H247V26H246V28L248 27V29H249V27H250V32H251V28H252V27L255 28V29L258 28L257 25H255L257 28L254 27V25L251 27ZM49 25H51V24H49ZM62 25H63V24H62ZM68 25H69V23H68ZM79 25H80V24H79ZM79 25H77V24H73L72 27L77 29V27H78ZM85 25H84V26L82 25V27H85ZM89 25H88V26H89ZM132 25H133V24H132ZM132 25H131V26H132ZM157 25H158V22H157ZM180 25H181V24H180ZM194 25H195V24H194ZM220 25H221V23H220ZM230 25H231V24H230ZM230 25H229V26H230ZM260 25H261V23H260ZM2 26H3V25H2ZM88 26H86V28H87ZM102 26H103V25H102ZM105 26H107V24H106ZM105 26H104V27H105ZM114 26H115V25H114ZM119 26H120V25H119ZM119 26L116 25L117 28H119ZM123 26L125 27L126 25H123ZM123 26H122V24H121V28H123ZM182 26H181V27H182ZM191 26H193V25H191ZM200 26H201V25H200ZM200 26H198L199 29H196V30H201L202 28H204L203 31H205V35H206V37H207V34H208L210 31H208V29L205 28L204 26H202V27H200ZM229 26H228V27H229ZM4 27H5V26H4ZM30 27H31V26H30ZM51 27H52V25H51ZM69 27H70V26H69ZM90 27H91V25H90ZM90 27H89V28H90ZM98 27H101V26H98ZM104 27H102L103 29L101 28V30H105ZM128 27H130V25H129ZM132 27H135V26H132ZM137 27H139V26H137ZM177 27H179V26H177ZM186 27H187V26H186ZM186 27L184 26V29H185ZM193 27H194V26H193ZM207 27H208V26H207ZM214 27H213V28L209 27V28H211V30H213ZM242 27H243V26H242ZM48 28H49V27H48ZM57 28H58V27H57ZM66 28H67V27H66ZM86 28H82V29H83L82 32H84V30H86V31L89 30V28H87V29H86ZM94 28H95V26H94ZM117 28H116V29H117ZM121 28H120V29H121ZM135 28H136V27H135ZM149 28H151L150 31H149ZM188 28H189V26H188ZM188 28H187V29H188ZM220 28H222V26H220ZM220 28H219V29H220ZM224 28L226 29V26H224ZM246 28L244 27V29H246ZM253 28H252V29H253ZM263 28H264V27H263ZM4 29H5V28H4ZM14 29H15V28H14ZM16 29H20V28H18V26H17ZM59 29H60V28H59ZM90 29H91V28H90ZM95 29H96V28H95ZM95 29L93 30V28H92L91 30L94 31L95 34H97ZM111 29H112V28H110L109 30L111 31ZM114 29H115V28H114ZM128 29H130V28H128ZM133 29H134V28H133ZM141 29H140V32H141ZM184 29H183V30H184ZM187 29L184 30V32H185V31H189V32H190V29L195 30V28L193 29V28H191V27H190L188 30H187ZM205 29H207V34H206V30H205ZM215 29H216V28H215ZM215 29L213 30L214 33H215ZM219 29H217V30H219ZM222 29H223V28H222ZM222 29H221V30H222ZM229 29H228V30H229ZM244 29H243V30H244ZM248 29H246V31H247ZM0 30H1V29H0ZM21 30H23V29H21ZM21 30H20V31H21ZM26 30H28V29H26ZM26 30H25V31H26ZM54 30L56 31L57 29L55 28ZM54 30H53V31H54ZM66 30H67V29H66ZM80 30H81V28L78 27V31H80ZM91 30H90V32H89V31H87V32H88L89 34L92 33L91 35H94V33L91 32ZM124 30H125V29H124ZM126 30H127V29H126ZM177 30H178V29H176V33L179 31V30H178V31H177ZM180 30H181V32H182V29H181V28H180ZM196 30H195V32H196ZM209 30H210V29H209ZM217 30H216V31H217ZM4 31H5V30H4ZM17 31H18V30H17ZM20 31H18V32L20 33ZM23 31H24V30H23ZM25 31H24V33H22V35L25 34ZM74 31H75V30H74ZM86 31H85V32H86ZM117 31L120 32L121 30H117ZM133 31H134V30H133ZM219 31H220V30H219ZM223 31H224V30H223ZM225 31H226V30H225ZM225 31H224V32H225ZM239 31H238V32H239ZM241 31H242V29H241ZM248 31H249V30H248ZM255 31H256V30H255ZM260 31H261V32H260ZM260 31H259L260 34H262L263 31H262V30H260ZM2 32H3V31H2ZM6 32H7V31H6ZM12 32H13V31H12ZM15 32H16V30H15ZM65 32H66V31H65ZM65 32H64V35H65ZM68 32H69V31H68ZM68 32H67V33H68ZM82 32H81V33H82ZM85 32H84V33H85ZM102 32H104V31H102ZM102 32H101V35H102V34H105V32H104V33H102ZM107 32H108V30H107ZM121 32H122V31H121ZM126 32H127V31H126ZM128 32L130 33V32H131V29L128 30ZM128 32H127V33H128ZM136 32H137V31H136ZM140 32H139V33H140ZM171 32H172V33H171ZM184 32H182V34H181V33H180V34L177 33V34H178L179 36H181V35H184V34H183ZM189 32H187V35H190V36H187V35H186V36L188 37V40L186 39L187 41L183 42V43H186V44H187L188 42H189V43L191 42L190 45H189V43H188V47L192 46L191 44H193L194 42H197V41H198V38H200V37L204 34V33H201L202 30H201V32H200V31H197L196 33L199 32L198 34H199L200 36L198 35V37H197V36L195 35V36L197 37V38H195V40L197 39V41H195V40L193 41V39H192V41H193V43H192V41H190V40H191V36H192V35L194 36V33L191 35V33H192L193 31H191V33H189ZM221 32H222V31H221ZM221 32H220V33H221ZM235 32H234V33H235ZM250 32H247V33L250 34ZM257 32H258V31H257ZM58 33H59V32H58ZM69 33H70V32H69ZM81 33H80V36H81ZM98 33H99V32H98ZM127 33H126V34H127ZM129 33L127 34V36L129 35ZM131 33H132V32H131ZM214 33H213V32H212V33L210 32V33L208 34V35H209L208 38H209V39H210V38H213L214 35H215ZM227 33H228V32H227ZM227 33H226V34H227ZM236 33H235V36L237 35ZM243 33H245V31H243ZM247 33H246V37H248V38L251 40L250 35L247 36V35H248ZM1 34H3V33H1ZM4 34H5V32H4ZM43 34L45 35L46 33L44 32ZM85 34H86V33H85ZM114 34L116 35V32H115ZM150 34H149V35H150ZM172 34H173L174 36H176L175 39L173 38V39H174V42H173V40H172L173 43L167 41V40H169V39H168L169 37L173 36ZM185 34H186V32H185ZM211 34H212L213 37H210ZM213 34H214V35H213ZM217 34H218V32L216 33V35H217ZM239 34H240V33H239ZM239 34H238L237 36H239ZM253 34H254V31H253ZM253 34H251V35H253ZM6 35H7V34H6ZM6 35H5V36H6ZM22 35H21V36H22ZM48 35H49V34H48ZM73 35H74V34H73ZM77 35H78V34H77ZM120 35H121V33H120ZM133 35H135V32H134ZM216 35H215V38H217ZM230 35H231V34H230ZM233 35H234V34H233ZM233 35H231V36L233 37ZM255 35H256V32H255V34H254V37H255ZM10 36H11V34L9 35V38H10ZM21 36H20V38L24 39L23 36H22V37H21ZM24 36H25V35H24ZM27 36H28V34L26 33V36H25V37H27ZM58 36H59V35H58ZM83 36H84V35H83ZM88 36H89V35H88ZM98 36H100V35H98ZM106 36H107V35H106ZM106 36H105V37H106ZM108 36H109V35H108ZM111 36H113V35H111ZM121 36H122V35H121ZM193 36H192V38H194ZM222 36H223L222 39H220L222 43H223V41H222L223 38L226 39V40H227V39H230V38H228V37L225 35V33H224V35H222ZM224 36L227 37V38H225ZM231 36H229V37H231ZM235 36H234V37H235ZM241 36H242V38L244 39V36L242 35V33H241ZM259 36H260V35H259ZM259 36H257V37H258V38H262V37H259ZM263 36H264V34H263ZM0 37H1V36H0ZM38 37H39V36H38ZM38 37H36V38H38ZM74 37H75V36H74ZM84 37L86 38V36H84ZM84 37H82V40H83ZM95 37H96V36H95ZM100 37H101V36H100ZM102 37H103V35H102ZM109 37H110V36H109ZM118 37H120V36H118ZM123 37H124V36H123ZM123 37H122V38H123ZM125 37H126V36H125ZM129 37H130V36H129ZM129 37H126V38H127V41H125L124 44L128 42V38H129ZM132 37H133V36H132ZM203 37H204V39H206V37H205L204 35H203ZM203 37H202L201 39H203ZM232 37H231V40L236 39V37H235V38L233 37V39H232ZM2 38H3V37H2ZM16 38H17V37H16ZM20 38H18V39H20ZM103 38H104V37H103ZM103 38H102V41H105V43L107 42V43H106V45H107V44H108V41H110L109 38H108V41H107V39H106V40H105V39L103 40ZM113 38H114V36H113ZM116 38H117V36H116ZM116 38H114V39H116ZM163 38H164V39H163ZM180 38H181V37H180ZM183 38H186V37L184 36V37H182V39H183ZM208 38L206 39V41H209ZM215 38H214V40H213V39H212V40H213V41H216V40L219 41V38L216 39V40H215ZM242 38L240 37V38H239V41H240ZM248 38H246V39H248ZM5 39H7V38L5 37ZM5 39H3V40H5ZM56 39H57V38H56ZM72 39H74V38H72ZM86 39H87V38H86ZM86 39H85V40H86ZM88 39H89V41L87 40V42H91L90 44H92V39L90 40V36L88 37ZM132 39H134V38H132ZM132 39H131V40H132ZM171 39H172V37L170 38V41H171ZM182 39H181V40H182ZM189 39H190V40H189ZM204 39H203V40H204ZM246 39L243 40V41H245V42L248 41V42H249V39H248V40H246ZM254 39H255V38H254ZM1 40H2V39H1ZM10 40H12V39L10 38ZM77 40H78V37H77ZM79 40H80V39H79ZM93 40L95 41L96 39L93 38ZM112 40H113V39H112ZM131 40H130V44L132 45L131 42H132L133 40H132V41H131ZM199 40H200V39H199ZM226 40H225V41H226ZM262 40H263V39H262ZM16 41H17V39L15 40V44H14V45H16V43L20 42L19 40H18L17 42H16ZM24 41H27V40H24ZM36 41H37V40H36ZM69 41H70V40H69ZM102 41H101L100 44H103V43H104V42H102ZM116 41H119V40H116ZM116 41H115V43H116ZM123 41H124V40H123ZM135 41H136V40H135ZM135 41H134V42H135ZM210 41H211V40H210ZM210 41H209L208 44L206 43V44L204 45V48L206 47V45H207V47L209 48L208 45H210ZM213 41H212V42H213ZM229 41H230V40H229ZM234 41H235V40H234ZM234 41H233V44H234V45H236V44L239 45V43H241L242 40H241L240 42H239V41H235V42H239V43H235ZM251 41H252V40H251ZM254 41H255V40H254ZM254 41H252V42L254 43ZM257 41H258V40H257ZM260 41H261V40H260ZM0 42H1V41H0ZM5 42H6V41H4V43H5ZM12 42H13V41H12ZM12 42H11V43H12ZM66 42H67V41H66ZM77 42H78V41H77ZM77 42H76V43H77ZM84 42H86V41H84ZM97 42H100V41L98 40ZM97 42H94V43H96V45H97V44H98ZM119 42H122V39H121V41H119ZM119 42H118V43H119ZM144 42H145V40H144ZM144 42H143V43H144ZM180 42H182V41H179L178 44H180ZM203 42L205 43V40L202 41L201 43H200V41H199L198 44H203ZM219 42H220V41H219ZM230 42H231V41H230ZM262 42H263V41H262ZM262 42H261V44H260V42H258V43L260 44V47H261V45L263 46V44H264V43H262ZM6 43H7V42H6ZM21 43H23V41H21L20 44H18L19 47H20V50H21V46H20ZM25 43H26V42H25ZM30 43H31V42H30ZM30 43H29V44H30ZM76 43H75V44H76ZM82 43H83V42L81 41L80 44H82ZM105 43H104V44H105ZM115 43H114V44H115ZM136 43H137V45H138V42H136ZM170 43H172V44H170ZM217 43H218V42H217ZM217 43L215 42V44H217ZM231 43H232V42H231ZM253 43L249 44V46L251 45V47H254L255 44H257V43H255V44H253ZM0 44L2 45V42H1ZM26 44H28V42H27ZM50 44H51V43H50ZM104 44H103V45H104ZM116 44H117V43H116ZM119 44H120V43H119ZM124 44H123L122 46H124ZM128 44H129V42H128ZM134 44H135V43H134ZM198 44H197V46L200 47V45H198ZM211 44H212V43H211ZM215 44L213 43L212 46H214ZM245 44H246V43H245ZM252 44H253L254 46H252ZM12 45H13V44H12ZM14 45L11 46V47H13V49H14V47H15ZM30 45H32V43H31ZM30 45H29V46H30ZM69 45H70V44H69ZM69 45H68V46H69ZM73 45H74V44H73ZM76 45H78V44H76ZM88 45H89V44H88ZM98 45H99V44H98ZM106 45H104V46H105V48L108 46V47H107V49H108V48H109V45H107V46H106ZM131 45H129V46L132 47V48H133V46H136V47H137V45H133V46H131ZM171 45H172V46H171ZM181 45H182V43H181ZM184 45H185V44H184ZM225 45H228V44H225ZM225 45H224V46H225ZM231 45H232V44H231ZM238 45H237V46H238ZM240 45H242V44H240ZM5 46H7V45H5ZM42 46H43V45H42ZM60 46H61V45H60ZM82 46H86V43H85V45H84V43H83V44L81 45V47H82ZM99 46H100L101 48L103 47L102 45H99ZM120 46H121V45H120ZM129 46H128V48H130ZM146 46H147V45H146ZM177 46H178V45H177ZM195 46H196V45L194 44V47H195ZM197 46H196V47H197ZM210 46H211V45H210ZM212 46H211V47H212ZM224 46H222V47H224ZM247 46H248V45H246V51L248 50V49H247ZM257 46H258V44H257ZM0 47H2V46H0ZM11 47H10V48H11ZM16 47H17V46H16ZM75 47H76V46H75ZM92 47H93V45H92ZM100 47H99V48L96 47V48H97V49H100ZM116 47H117V45H116ZM138 47H139V46H138ZM147 47H148V46H147ZM178 47L180 48L181 46L179 45ZM178 47H176V44L174 45V48H175V49H177ZM185 47H186V46H185ZM185 47L183 46L184 49H185ZM194 47H192V48L194 49ZM201 47H203V45H201ZM211 47H210V48H211ZM218 47H219V45H218ZM222 47H220L218 50H217L216 47H214V48H216V51H214V50L212 49L213 47L211 48V50H212L213 52L216 53L215 58L217 57V51L220 52V50H222V49H221ZM228 47H229V45H228ZM228 47H226V49H224V50H226L225 53H226L227 56H228V57L226 56V58H230V57L232 58V56H233L232 53L234 52V51H233L234 49L232 50V49H230V48H228ZM234 47L237 48L236 46H234ZM238 47H241V46H238ZM244 47H245V46H244ZM27 48H28V47H27ZM30 48H31V47H30ZM30 48H29V49H30ZM33 48H34V47H33ZM59 48H60V47H59ZM70 48H71V47H70ZM82 48H84V47H82ZM94 48H95V47H94ZM105 48H103V50H104ZM118 48H121V47H118ZM118 48H117V49H118ZM132 48H130V50H131ZM134 48H135V47H134ZM139 48H140V47H139ZM151 48H150V49H151ZM181 48H182V47H181ZM210 48H209V50H210ZM224 48H225V47H224ZM227 48H228V49H227ZM231 48H232V46H231ZM258 48H259V46H258ZM258 48H257V49H258ZM11 49H12V48H11ZM13 49H12L11 51H14ZM75 49H76V50H75ZM85 49L89 50V49H92V48L89 47V49H88V47H86ZM112 49H114V48H112ZM122 49H124V51H123ZM122 49H121V50H122L123 52H125L126 46L123 47ZM141 49H142V47H141ZM175 49H173V51H175ZM186 49L189 51V48H186ZM186 49L184 50V52H187ZM195 49H196V48H195ZM229 49L232 50L231 53L229 52V51H230ZM238 49H239V48H238ZM242 49H243V48H242ZM242 49H241V50H242ZM252 49H253V48H252ZM257 49L254 48L255 51H256ZM261 49H262V48H261ZM33 50H35V49H33ZM41 50H42V49H41ZM44 50H45V49H44ZM73 50H75V53L73 54V55H75V54H76V51H78L79 49L76 47V48L72 49V51H73ZM82 50H84V49H82ZM87 50L83 51L82 53H81V52L79 53V54H80V55H79L80 58H81V57L84 58L83 55H87V53H88ZM100 50H101V49H100ZM103 50H102V52H103ZM105 50H106V49H105ZM118 50H119V49H118ZM118 50H115V51L117 52ZM134 50H135V49H134ZM134 50H133V51H134ZM146 50H147V49H146ZM177 50H178V49H177ZM177 50H176V52H178ZM179 50H180V49H179ZM198 50H200V48H199ZM202 50H203V48H201V52L199 51V52H200V55H204V54H202ZM204 50H205V49H204ZM209 50H208V51H209ZM211 50H210V52H212ZM224 50H222V51H224ZM227 50H228L229 55L231 54L232 56H229V55H228ZM244 50H245V49H244ZM250 50H251V49H250ZM250 50H249V51H250ZM21 51H23V49H22ZM29 51H30V50H29ZM38 51H40V50H38ZM38 51H37V52H38ZM58 51H59V49H58ZM58 51H57V52H58ZM65 51H66V50H65ZM92 51H93V50H91V52H92ZM115 51H114V52H115ZM122 51H120V52L122 53ZM135 51H138V49L135 50ZM135 51H134V53H135ZM142 51H145L144 48L142 49ZM182 51H183V50H182ZM194 51L197 52V49L194 50ZM194 51L191 50L190 52H194ZM208 51H207V52H208ZM237 51H238V50H237ZM239 51H240V50H239ZM242 51H243V50H242ZM242 51H241V52H242ZM246 51L243 52V54L240 53V56L245 55L244 53H246V55H247V52H246ZM251 51H252V50H251ZM258 51H261V50L258 49ZM263 51H264V50H263ZM14 52L17 53L16 51H14ZM18 52H19V51H18ZM73 52H74V51H73ZM85 52H86V54H83V53H85ZM89 52H90V51H89ZM91 52H90V53H91ZM99 52H100V51H99ZM114 52H113V55L110 56L111 58H112V56H114V57H113L114 59H112V61L115 60V59H117V58L115 57V55H116L117 53H116V52L114 53ZM138 52H139V51H138ZM145 52H146V51H145ZM199 52H198V53H199ZM235 52H236V50H235ZM235 52H234V53H235ZM20 53H21V52H20ZM33 53H34V52H33ZM60 53H61V51H60ZM63 53H64V52H63ZM77 53H78V52H77ZM93 53H94V52H92V54H93ZM103 53H104V52H103ZM131 53H132V52H131ZM134 53H133V54H134ZM180 53H181V52H180ZM203 53H204V52H203ZM205 53H206V52H205ZM215 53H213V54H215ZM255 53H257V51H256ZM17 54H18V53H17ZM17 54H16V55H17ZM31 54H32V53H31ZM56 54H57V53H56ZM56 54H55V55H56ZM66 54H67V53H66ZM82 54H83V55H82ZM92 54H91V55H92ZM114 54H115V55H114ZM127 54H128V53H127ZM148 54H150V53H148ZM156 54H158L159 56L156 55ZM168 54H172V55H169V57H168ZM184 54H185V53H183V56H185ZM186 54L189 55V53H186ZM195 54H197V53H195ZM206 54H207V53H206ZM209 54H211V53H209ZM236 54L239 55V53H237V52H236ZM236 54H234V55H236ZM248 54H251V52H249ZM252 54H253V53H252ZM55 55H53V56H55ZM102 55H104V54H102ZM108 55H109V53H108ZM119 55H120V54H119ZM129 55L132 56V54H129ZM163 55H162V57H163ZM176 55H177V53H176ZM179 55H180V54H179V52H178V60H182V58H181V59L179 58V57H183L182 54H181L180 56H179ZM218 55H219V53H218ZM220 55L222 56V54H220ZM220 55H219V56H220ZM253 55H254V54H253ZM10 56H12V54H11ZM57 56H58V55H57ZM62 56H63V55H62ZM66 56H67V55H66ZM79 56H78V57H79ZM96 56H98V55H96ZM133 56H134V55H133ZM149 56H151V55H149ZM191 56H192V55H191ZM191 56L188 57V63L191 62L192 60H193V61H196V58H195V60H194V58H193L194 56H193V57H191ZM196 56H197V59H198L199 56H198V55H196ZM206 56H208V54H207ZM206 56L204 55L205 58H206ZM209 56H210V55H209ZM209 56H208V57H209ZM213 56H214V55H213ZM256 56H257V55H254V56H252V57H256ZM258 56H259V55H258ZM6 57H8V55H7ZM85 57H86V56H85ZM100 57H101V56H100ZM121 57H122V55H121ZM126 57H127V56H126V54H125V58H126ZM147 57H148V56H147ZM174 57H175V56H174ZM202 57H203V56H202ZM223 57H224V56H223ZM236 57H237V55L234 57V58H235L234 60H236ZM248 57H249V56H248ZM252 57H251V58H252ZM259 57H260V56H259ZM262 57H263V56H262ZM11 58H12V57H11ZM39 58H40V57H39ZM43 58H45V56H44ZM43 58H42V59H43ZM51 58H52V57H51ZM58 58H59V57H58ZM66 58H67V57H66ZM66 58H65V54H64V59H66ZM70 58H71V57H70ZM97 58H99V57H97ZM111 58H109V59H111ZM122 58L124 59V57H122ZM122 58H121V59H122ZM129 58H131V57H129ZM145 58H146V57H145ZM145 58H142V57H141V59H143V60H145ZM151 58H152V56L149 58L150 61L153 60V58H152V59H151ZM175 58L177 59V56H176ZM186 58H187V56H186ZM186 58H185V61H187ZM191 58H193V59H191ZM200 58H201V57H199V59H200ZM210 58H211V56H210ZM220 58H221V57H220ZM226 58H224V59L226 60ZM231 58H230V59H231ZM241 58H242V57H241ZM243 58H244V57H243ZM3 59H4V61H5V60L8 59V58H3ZM9 59H10V58H9ZM9 59H8V60H9ZM37 59H38V58H37ZM45 59H46V58H45ZM47 59H48V58H47ZM99 59H101V58H99ZM102 59H103V56H102ZM109 59H108V61H109ZM118 59L121 60L120 58H118ZM137 59H138V58H137ZM139 59H140V58H139ZM141 59H140V60H141ZM146 59H147V58H146ZM149 59H147L148 61L146 60L148 63H149ZM155 59H156V58H154V61H155ZM176 59H175V60H176ZM189 59H190V60H189ZM199 59H198V60H199ZM208 59H209V58H208ZM208 59H207V60H208ZM217 59H219V58L217 57ZM224 59H223V60H224ZM246 59H247V58H246ZM262 59H263V58H262ZM12 60H13V59H12ZM17 60H18V59H16V61H17ZM59 60H60V59H59ZM62 60H63V59H62ZM66 60H69V59H66ZM87 60H88V59H87ZM106 60H107V58H106ZM140 60H139V62H140ZM160 60H161V59H160ZM163 60H164V59H163ZM171 60H172V62H173V63H171V64H174V59L172 58ZM200 60H203V58L200 59ZM200 60H199V61H200ZM207 60H206V63H207V64H208V62L210 63L212 60L214 61V59H212V60H210V61H207ZM215 60H216V59H215ZM219 60H222V59H219ZM219 60H218V62H219ZM227 60H228V59H227ZM227 60H226V61H227ZM231 60H232V59H231ZM234 60H233V61H234ZM239 60H240V57H239ZM243 60H244V59H243ZM249 60H250V58H249ZM253 60H254V59H253ZM258 60H259V59H258ZM258 60L255 59L254 61L257 62ZM4 61H3V62H4ZM32 61H33V60H32ZM42 61H43V60H42ZM78 61L81 63V59L78 58ZM127 61H129V60H127ZM133 61H134V63L136 62V60H134V59H133ZM146 61H145V62H146ZM161 61H162V60H161ZM176 61H177V60H176ZM185 61H183V62H185ZM233 61L231 62L232 64H230V65H232V66L236 65V64H234L235 61H234V63H233ZM236 61H237V60H236ZM254 61H253V62H254ZM262 61H263V60H262ZM13 62H15V60H14ZM18 62H19V61H18ZM34 62H36V61L34 60ZM34 62H33V63H34ZM76 62H77V59H76ZM84 62H85V61H84ZM92 62H93V61H92ZM92 62H91V63H92ZM102 62H103V61H102ZM113 62H115V64H116L118 61H117V62H116V61H113ZM145 62H144L143 64H145ZM202 62H203V61H202ZM214 62H215V61H214ZM239 62H240V61H239ZM243 62H246V61L244 60ZM243 62H242V64H243ZM263 62H264V61H263ZM0 63H1V62H0ZM6 63H7V61H6ZM10 63L12 64V62H8V64H10ZM104 63H105V62H104ZM109 63H110V61H109ZM111 63H112V62H111ZM118 63L120 64V62H118ZM118 63H117V64H118ZM126 63H127V62H126ZM137 63H138V62L135 63V66L137 65ZM141 63H142V60H141L140 64H141ZM148 63H147V64H148ZM157 63H159V62H157ZM157 63H156V64H157ZM193 63H194V62L189 63V64H191L190 66H193ZM198 63H199V62H198ZM203 63H205V62H203ZM206 63H205V64H206ZM211 63H213V62H211ZM220 63H221V62H220ZM222 63H223V61H222ZM222 63H221V64H222ZM2 64H3V63H2ZM11 64H10L9 67H11L14 63H13L12 65H11ZM15 64H16V63H15ZM63 64H64V62H63ZM76 64H77V63H76ZM82 64H83V63H82ZM93 64H94V63H93ZM97 64H98V63H97ZM115 64H114V66H117V64H116V65H115ZM123 64L126 65L125 63H123ZM131 64H132V63H130V65H131ZM140 64H139L138 66H141ZM143 64H142V66H144ZM195 64H196V63H195ZM195 64H194V65H195ZM216 64H217V63H216ZM216 64H214V65H216ZM224 64H226V63L224 62ZM238 64H239V63H238ZM259 64H260V63H259ZM52 65H53V62H52ZM83 65H85V64H83ZM83 65H82V67H83ZM95 65H96V63H95ZM107 65H108V64H107ZM111 65H112V64H111ZM145 65H146V64H145ZM148 65H149V64H148ZM177 65H179V64H177ZM184 65H186V62H185ZM198 65H199V64H198ZM198 65L196 64L195 67H196V66L198 67ZM200 65H201V63H200ZM202 65H203V64H202ZM230 65L228 64V66H230ZM245 65H246V63H245ZM247 65H249V62L247 63ZM261 65H262V67H264L263 63L260 64V66H261ZM14 66H15V65H14ZM16 66H17V65H16ZM16 66H15V67H16ZM76 66H77V65H76ZM78 66H79V64H78ZM86 66H87V65H86ZM98 66H99V65H98ZM105 66H106V65H105ZM114 66H112V67L114 68ZM119 66H120V65H119ZM119 66H117V67H119ZM133 66H134V65H133ZM133 66L131 67L132 69H133ZM138 66H137V67H138ZM150 66H151V65H150ZM206 66H207V65H206ZM217 66L219 67V63H218ZM217 66H216V69H217ZM222 66H223V64H222ZM226 66H227V65H226ZM232 66H231V67H232ZM243 66H244V64H243ZM249 66H250V65H249ZM249 66H248V68H249ZM17 67H18V66H17ZM33 67H34V66H33ZM79 67H80V66H79ZM82 67H80V68H82ZM84 67H85V66H84ZM90 67H92V66H90ZM106 67H107V66H106ZM124 67H126V68H124V69H126V70H125L126 73H125V72H123V73H124L125 75H128V74H127V71H128L129 69L131 70V68L129 67L128 63H127V66H124ZM148 67H149V66H147V68H148ZM151 67H152V68L154 67V66H153V63H152V66H151ZM164 67H165V66H164ZM169 67H171L170 64H169ZM173 67H175V65H174ZM188 67H189V66H187V67L185 66L186 69H187ZM195 67L193 66V69H192V70H194ZM197 67H196V69H197ZM199 67H200V66H199ZM199 67H198V68H199ZM203 67L205 68V66H203ZM220 67H221V65H220ZM241 67H242V65H241ZM241 67H240V69H239V66H238V67H237V70H238V69H239V70H242ZM245 67H246V69H248L247 66H245ZM47 68H48V67H47ZM70 68H71V67H70ZM80 68H79V69H80ZM108 68H109V67H108ZM113 68L111 69V71L113 70ZM121 68H123V67H121ZM121 68H120L119 70H121ZM138 68H139V67H138ZM152 68H151V70L155 69V67H154L153 69H152ZM157 68H158V67H157ZM176 68H177V67L174 68L175 70H173V72H171L172 70L170 71L171 73L169 72L170 74H172V76H175V78H176V75H177L176 73L179 72L178 69H176ZM179 68H180V67H179ZM190 68H191V67H190ZM201 68H202V67H201ZM204 68H203V69H204ZM223 68H225L224 70H226V67L223 66ZM243 68H244V67H243ZM99 69H100V68H99ZM105 69H106V68H105ZM109 69H110V68H109ZM114 69L117 70L118 68L115 67ZM124 69H122V71H124ZM135 69H136V68H135ZM188 69H189V68H188ZM203 69H202L201 71H203ZM216 69H215V70H216ZM218 69H220V68H218ZM227 69H228V67H227ZM246 69H245V70H246ZM249 69H250V68H249ZM73 70H74V68H73ZM106 70H107V69H106ZM116 70H115V71H116ZM119 70H118V71H119ZM138 70H139V69H138ZM145 70H146V68L144 67V71H145ZM176 70H177V71H176ZM220 70L223 71V69H220ZM232 70L236 71V70H235V67H234V69H232ZM243 70H244V69H243ZM243 70H242V71H243ZM33 71H34V69H33ZM33 71H32V72H33ZM69 71H71V70H69ZM80 71H82V70H80ZM80 71H79V72H80ZM111 71H110V73H111ZM122 71H121V72H122ZM154 71H155V70H154ZM156 71H157V70H156ZM156 71H155V72H156ZM160 71H161V69H160ZM162 71H163V69H162ZM162 71H161V72H162ZM167 71H168V70H167ZM167 71H166V72H167ZM174 71H175V72H174ZM186 71H187V70H186ZM188 71H190V70H188ZM221 71H220V72H221ZM10 72H11V71H10ZM34 72H35V71H34ZM34 72H33V73H34ZM40 72H41V71H40ZM83 72H84V71H83ZM90 72H91V71H90ZM92 72H93V71H92ZM104 72H106V71L104 70L103 73H104ZM128 72H129V71H128ZM140 72H141V71H140ZM146 72H147V70H146ZM150 72H151V71L149 70V74H150ZM217 72H218V71H217ZM224 72H226V71H224ZM227 72H228V70H227ZM229 72H230V71H229ZM229 72H228V73H229ZM7 73H8V72H7ZM113 73H114V72H113ZM116 73H117V72H116ZM119 73H120V72H119ZM119 73H117V74H119ZM129 73H130V72H129ZM131 73H132V72H131ZM133 73H134V72H133ZM133 73H132V74H133ZM153 73H154V72H152V74H153ZM31 74H32V73H31ZM70 74H71V72H70ZM76 74H77V73H76ZM87 74H88V73H87ZM132 74H131V76H132ZM147 74H148V73H147ZM156 74H157V72H156ZM170 74H168V76H167V75H165V76L169 77ZM174 74H176V75H174ZM220 74H221V73H218V76H219ZM222 74H223V73H222ZM222 74H221V75H222ZM225 74H226V73H225ZM11 75H12V74H11ZM81 75H82V74H81ZM90 75H91V74H90ZM110 75H111V74H110ZM143 75H144V74H143ZM143 75H142V76H143ZM216 75H217V73H216ZM216 75H215V76H216ZM12 76H13V75H12ZM12 76H10V77H12ZM32 76H33V75H32ZM69 76H70V75H69ZM95 76H96V75H95ZM104 76H105V75H104ZM114 76H115L114 78L117 77V79H118V76H119V75H118V76H117V75H114ZM142 76H141V77H142ZM149 76H150V75H149ZM149 76H148V77H149ZM159 76H160V75H159ZM170 76H171V75H170ZM177 76H178V75H177ZM179 76H182V73H181V75H179ZM179 76H178V77H179ZM183 76H184V75H183ZM215 76H214V78H215ZM223 76H224V75H223ZM225 76H226V75H225ZM225 76H224V77H225ZM10 77H9V78H10ZM73 77H74V76H73ZM83 77H84V74H83ZM91 77H92V76H91ZM110 77H111V76H110ZM110 77L107 79L108 81L110 80ZM120 77L123 78V75L120 76ZM124 77H125V76H124ZM128 77H129V76H128ZM138 77H139V76H138ZM152 77H155V73H154V75H153ZM157 77H158V76H157ZM161 77L163 78V76H161ZM161 77H160V78H161ZM184 77L186 78V75H185ZM220 77H221V76H220ZM71 78H72V77H70L69 79H71ZM87 78H88V77H87ZM106 78H107V77H106ZM114 78H113V79H114ZM125 78H127V77H125ZM125 78H124V80H125ZM139 78H140V77H139ZM155 78H156V77H155ZM155 78H154V79H155ZM162 78H161V79H162ZM171 78H172V77H171ZM180 78H182V77H180ZM185 78H183V80H184ZM217 78H218V77H217ZM79 79L81 80V78H79ZM91 79H92V78H91ZM111 79H112V78H111ZM129 79H130V78H129ZM129 79L127 78L126 80L128 81ZM149 79H150V78H149ZM149 79H148V80H149ZM154 79H153V80H154ZM176 79H178V81L176 80V82L181 83V80H182V79H181L180 81H179V78H176ZM221 79H223V77H222ZM224 79H225V78H224ZM224 79H223V81H224ZM65 80H66V79H65ZM76 80H77V78H76ZM88 80H89V79H88ZM104 80H105V79H104ZM120 80H121V79H120ZM142 80H143V79H142ZM146 80H147V79H146ZM158 80H159V79L157 78V81H158ZM173 80H174V78H173ZM183 80H182V82H185V81H183ZM214 80H215V79H214ZM66 81H67V80H66ZM90 81H92V80H90ZM90 81H89V82H90ZM108 81L105 83L106 85H107ZM112 81H113V80H112ZM117 81H118V80H117ZM164 81H167V80L164 79ZM218 81H219V80H218ZM218 81H217V82H218ZM31 82H32V81H31ZM102 82H103V81H102ZM109 82H111V80H110ZM115 82H116V81H114V83H115ZM121 82H122V80H121ZM121 82H120V83H121ZM124 82H125V81H124ZM129 82H131V81H129ZM129 82H126V84H128ZM142 82H144V81H142ZM151 82H152V81H150V83H151ZM155 82H156V80H155ZM33 83H34V82H33ZM68 83H69V81H68ZM72 83H73V81H72ZM91 83H92V82H91ZM114 83L111 82L110 84H113V85H114V86L112 85L113 88L115 87V89H116V86H115ZM116 83H118V82H116ZM122 83H123V82H122ZM132 83H133V82H132ZM146 83H147V82H146ZM179 83H177L178 86H179ZM220 83H222V82H220ZM85 84H86V83H85ZM85 84H84V85H85ZM100 84H101V83H100ZM103 84H104V83H103ZM110 84H109V86H110ZM118 84H119V83H118ZM126 84H123V85H125V87H126ZM133 84H134V83H133ZM142 84H143V83H142ZM144 84H145V83H144ZM148 84H149V83H148ZM152 84H153V83H152ZM152 84H151V85H152ZM157 84H158V83H157ZM157 84H155V85H157ZM160 84H161V83H160ZM171 84H172V83H171ZM174 84H175V85L171 86L172 88H174L175 86H177L176 83H174ZM181 84H183V86H184V83H181ZM181 84H180V85H181ZM73 85H75V84H73ZM73 85H72V86H73ZM80 85H81V84H80ZM119 85H120V84H119ZM29 86H30V85H29ZM76 86H77V85H76ZM76 86H75V87L73 86V88H76ZM120 86H122V85H120ZM120 86H119V87H120ZM130 86H131V84H130ZM138 86H141V85L139 84ZM181 86H182V85H181ZM189 86H190V85H189ZM70 87H71V86H70ZM88 87H89V86H88ZM95 87H96V86H95ZM106 87H107V86H106ZM110 87H111V86H110ZM117 87H118V85H117ZM125 87H123V88H125ZM127 87H129V85H128ZM133 87H134V85H133ZM136 87H137V86H136ZM143 87H144V86H143ZM143 87H142V89H143ZM154 87H155V86H154ZM160 87L162 88V86H160ZM163 87H164V86H163ZM184 87H186V86H184ZM240 87H241V86H240ZM36 88H38V87H36ZM77 88H78V87H77ZM85 88H86V87H85ZM89 88H90V87H89ZM102 88H103V87H102ZM102 88H100V89L102 90ZM107 88H108V87H107ZM113 88H111V89H113ZM120 88H121V87H120ZM138 88H140V87H138ZM155 88H156V87H155ZM161 88H159V89H161ZM169 88H170V87H169ZM172 88H170V89H172ZM180 88H181V87H179V89H177V87H176L177 90H180ZM31 89H32V88H31ZM33 89L35 90V87H34ZM86 89H88V88H86ZM105 89H106V88H105ZM115 89H113V90H115ZM136 89H137V88H136ZM142 89H139V90L141 91ZM163 89H164V88H163ZM185 89H186V88H185ZM185 89H184V93H186V92H185ZM78 90H79V89H78ZM82 90H83V88H82ZM89 90H90V89H89ZM106 90H107V89H106ZM116 90H117V89H116ZM122 90H123V89L121 88V91H122ZM126 90H128V89H126ZM139 90L137 89L136 91H139ZM145 90H147V88H145ZM38 91H39V90H38ZM67 91L69 92V88L67 89ZM70 91L72 92V90H70ZM74 91H76V90H74ZM109 91H110V89H109ZM109 91H108V92H109ZM123 91H125V90H123ZM131 91H132V90H131ZM164 91H165V90H164ZM168 91H169V90H168ZM71 92H70V93H71ZM98 92L101 93L100 90H99ZM108 92H105V93H108ZM113 92H114V91H113ZM127 92H128V91H127ZM127 92H126V93H127ZM146 92H147V91H146ZM161 92H163V91H161ZM178 92H179V91H178ZM181 92H182V91H181ZM27 93H28V92H27ZM30 93H31V92H30ZM37 93H38V92H37ZM78 93H79V92H76V94H78ZM84 93H85V91H84ZM84 93H83V94H84ZM91 93H92V92H91ZM91 93H90V94H91ZM96 93H97V92H96ZM103 93H104V92H103ZM124 93H125V92H124ZM138 93H139V92H137V94H138ZM147 93H148V92H147ZM150 93H151V92H150ZM163 93H164V92H163ZM163 93H162V94H163ZM175 93L177 94V91H175L174 94H175ZM34 94H35V93H34ZM66 94H67V93H66ZM83 94H82V95H83ZM114 94L117 96L116 91H115ZM134 94H135V93H134ZM142 94H143V93H142ZM162 94H161V95H162ZM164 94H165V93H164ZM167 94H168V95H167ZM174 94H172V95H174ZM178 94H179V93H178ZM178 94H177V96H178ZM69 95H70V94H69ZM91 95H92V94H91ZM98 95H99V93H98ZM103 95H104V94H103ZM108 95L111 96V97H116V96H112L113 93H112V95H110V94L108 93ZM108 95L106 94V96H108ZM161 95H160L159 98H161ZM166 95L169 96V95H170V91H169V93H166ZM172 95H171V96H172ZM182 95H183V92H182ZM26 96H28V94H27ZM63 96H64V95H62V97H63ZM67 96H68V95H67ZM76 96H77V95H76ZM76 96H75V97H76ZM101 96H102V95H101ZM109 96H108V98H109ZM132 96H133V95H132ZM140 96H141V94H140ZM144 96H145V97H146V96L148 97L147 94L144 95ZM58 97H59V96H58ZM62 97H61V98H62ZM70 97H71V96H70ZM92 97H94V96H92ZM92 97H91V98H92ZM123 97H124V96H123ZM123 97H122V98H123ZM125 97H127V96H125ZM125 97H124V99H125ZM130 97H131V96H130ZM134 97H135V96H134ZM145 97H144V100H145ZM163 97H164V96H163ZM185 97H186V96H185ZM22 98H23V97H22ZM25 98H26V97H25ZM27 98L29 99V97H27ZM32 98H33V97H32ZM76 98H77V97H76ZM89 98H90V97H89ZM94 98H95V97H94ZM127 98H128V97H127ZM127 98H126V99H127ZM131 98H132V97H131ZM141 98H143V97H141ZM150 98H152V97L150 96ZM156 98H157V97H156ZM181 98H182V97H181ZM183 98H184V97H183ZM67 99H68V98H67ZM78 99H79V98H78ZM80 99H81V98H80ZM106 99H107V98H106ZM110 99H111V98H110ZM113 99H115V98H113ZM113 99H112V100H113ZM116 99H119V98H116ZM116 99L114 100L115 102H113V101L111 100V102H113L112 107H113V105H114L116 102L118 103L119 100L117 101ZM132 99H133V98H132ZM147 99H149V97H148ZM157 99H158V98H157ZM161 99H162V98H161ZM185 99H186V98H185ZM5 100H7V99H5ZM92 100H93V99H92ZM98 100H99V99H98ZM98 100H97V101H98ZM107 100H108V99H107ZM120 100H121V99H120ZM129 100L131 101V99H129ZM142 100H143V99H142ZM166 100H167V99H166ZM170 100H171V99H170ZM170 100H169V101H170ZM172 100H173V99H172ZM182 100H183V99H181V103L183 104V101H182ZM20 101H21V100H20ZM58 101H59V100H58ZM67 101H68V100H67ZM69 101H70V99H69ZM80 101H81V100H80ZM87 101H88V99H87ZM97 101H95V102H97ZM109 101H110V100H109ZM126 101L129 102L128 100H126ZM126 101H125V102H126ZM140 101H141V100H140ZM154 101H156V100H154ZM160 101H161L160 103H162V100H160ZM174 101H176V98H175ZM23 102H24V101H23ZM72 102H73V101H72ZM85 102H86V101H85ZM88 102H91V100H89ZM93 102H94V100H93ZM101 102H102L103 104H105L103 101H101ZM101 102L97 103V104H100V105H96V103H95L96 107H95V105H94V107L97 108V106H101ZM122 102H124V101H122ZM125 102H124L123 104H125ZM127 102H126V103H127ZM133 102H134V99H133ZM141 102H143V101H141ZM147 102H148V101H147ZM149 102H150V101H149ZM24 103H25V102H24ZM79 103H80V104H84V103H81V102H79ZM109 103H110V102H109ZM109 103H106V104L110 106ZM136 103H137V102H136ZM155 103H156V102H155ZM158 103H159V102H158ZM174 103H175V102H174ZM57 104H58V103H57ZM66 104H67V103H66ZM66 104H65V105H66ZM68 104H69V103H68ZM71 104H72V103H71ZM77 104H78V103H77ZM80 104H79V105H80ZM88 104H89V103H88ZM138 104H139V103H138ZM165 104H167V101H166ZM169 104H170V103H169ZM178 104H179V102H178ZM184 104H185V103H184ZM31 105H32V104H31ZM49 105H50V104H49ZM54 105H55V104H54ZM61 105H62V104H61ZM74 105H75V104H73V107H74L73 111L75 110V107H76V106H74ZM85 105H86V104H85ZM90 105L92 106V103H91ZM90 105H89V107L91 108ZM107 105H106V107L109 108ZM167 105H168V104H167ZM32 106H34V105H32ZM82 106H83V105H82ZM86 106H87V105H86ZM103 106L105 107V105H102V106H101L102 108H101V107H98V108H99V109H100V108L103 109ZM116 106H117V105H116ZM120 106H121V108H122V105H120ZM126 106H127V105H126ZM136 106H138V105H136ZM140 106H142V104H141ZM151 106H153V105H151ZM151 106H150V107H151ZM161 106H162V105H161ZM23 107H24V106H23ZM25 107L28 108V106H25ZM56 107H57V105H56ZM63 107H64V106H63ZM83 107H84V106H83ZM89 107L87 106V107H85V108H86V109H87V108L89 109ZM94 107H93V109H94ZM110 107H111V106H110ZM144 107H145V106H144ZM157 107H158V105H157ZM52 108H54V107H52ZM52 108H51V109H52ZM58 108H59V107H58ZM58 108H57V109L54 108V109H55V110H58ZM66 108H68V107H66ZM85 108H84V109H85ZM132 108H133V106H132ZM49 109H50V108H49ZM80 109H81V108H80ZM84 109H83V110H84ZM104 109H105V108H104ZM116 109H117V108H116ZM123 109H124V108H123ZM125 109H126V108H125ZM133 109H134V108H133ZM28 110H29V109H28ZM31 110H32V109H31ZM67 110H68V109H67ZM91 110H92V108H91ZM96 110H97V109H96ZM96 110H95V111H96ZM126 110H127V109H126ZM131 110H132V109H131ZM131 110H130V111H131ZM156 110H157V109H156ZM46 111H48V110H46ZM46 111H45V112H46ZM73 111H72V112H73ZM84 111H86V110H84ZM84 111H83V113H84ZM93 111H94V110L89 111L88 117H89V115L91 114L90 112H93ZM99 111H100V110H99ZM99 111H98V114L100 113ZM112 111H113V110H112ZM121 111H122V109H121ZM144 111H145V110H144ZM32 112H33V111H32ZM67 112H68V111H67ZM67 112H66V113H67ZM72 112H71V113H72ZM101 112H102V111H101ZM114 112H115V111H114ZM116 112H117V111H116ZM133 112L135 113V111H133ZM145 112H146V111H145ZM182 112H183V111H182ZM42 113H43V112H42ZM48 113H49V112H48ZM74 113H75V114H74ZM74 113L72 114V116H76L77 112L74 111ZM83 113H82V114H83ZM129 113H130V112H129ZM137 113H138V112H137ZM56 114H57V113H56ZM61 114H64V113L62 112ZM85 114H86V113H85ZM95 114L97 115L96 112H95ZM111 114H113V113H111ZM114 114H115V113H114ZM130 114H131V113H130ZM148 114H149V113H148ZM41 115H43V114H41ZM65 115H66V114H65ZM136 115H137V114H136ZM217 115H218V114H217ZM231 115H232V114H231ZM49 116H53L52 113H51V115H49ZM54 116H55V115H54ZM63 116H64V115H63ZM77 116H78V114H77ZM94 116H95V115H94ZM65 117H66V116H65ZM67 117H68V116H67ZM95 117H96V116H95ZM97 117H98V115H97ZM100 117H101V116H100ZM118 117H119V116H118ZM118 117H117V119H118ZM139 117H140V116H139ZM143 117H144V116H143ZM58 118H59V117H57V119H58ZM63 118H64V117H63ZM136 118H137V117H136ZM141 118H142V117H141ZM54 119H55V118H54ZM54 119H50V120L53 121ZM57 119H55V120H57ZM64 119H65V118H64ZM69 119H70V118H69ZM83 119H84V117H83ZM83 119L80 120V121L82 122ZM93 119H94V117L92 118V120H93ZM128 119H129V118H128ZM143 119H147V118H143ZM55 120H54V121H55ZM66 120H67V119H66ZM76 120H77V118H76ZM89 120H90V119H89ZM137 120H138V119H137ZM61 121H63V120H61ZM64 121H65V120H64ZM77 122H78V121H77ZM143 122H145V121H143ZM229 122H230V121H229ZM54 123H55V122H54ZM72 123H73V122H72ZM72 123L68 124L67 126H69V125H71V126L73 125V126H74V124H72ZM84 123H85V122H84ZM88 123H89V121H88ZM2 124H3V123H2ZM2 124H1V125H2ZM49 124H50V123H49ZM1 125H0V126H1ZM44 125H45V124H44ZM51 125H52V124H51ZM75 125H77V124H75ZM84 125H85V124H84ZM3 126H4V125H3ZM71 126H70V127H71ZM81 126H82V123H81ZM133 126H134V125H133ZM41 127H42V126H41ZM64 127H65V126H64ZM50 128H51V126H50ZM66 128H67V127H66ZM64 129H65V128H64ZM2 130H3V128H2ZM4 130H5V129H4ZM12 130H13V129H12ZM38 130H39V129H38ZM38 130H37V131H38ZM60 130L63 131V129H60ZM60 130H59V131H60ZM66 130H68V129H65V133H66ZM71 130H72V128H71ZM7 131H8V130H7ZM41 131H42V130H41ZM68 131H69V130H68ZM108 131H109V129H108ZM42 132L45 133L44 131H42ZM46 132H47V131H46ZM3 133L7 134L6 132H3ZM8 134H9V132H8ZM68 134H69V133H68ZM103 134H104V133H103ZM28 135H29V134H28ZM47 135H48V134H47ZM49 135H50V134H49ZM53 135H54V134H53ZM8 136H9V135H8ZM37 136H38V135H37ZM39 136H40V135H39ZM65 136H66V135H64V137H65ZM108 136H109V135H108ZM2 137H3V135H2ZM9 137H10V136H9ZM43 137H44V136H43V134H42V138H43ZM59 137H60V136H59ZM3 138H4V137H3ZM12 138H13V137H12ZM36 138H37V137H36ZM39 138H40V137H39ZM39 138H37V139H39ZM42 138H41V139H42ZM5 139H6V138H5ZM33 140H34V139H33ZM39 140H40V139H39ZM236 140H237V138H236ZM8 141H9V140H8ZM10 141L14 142L13 139L10 140ZM45 141H46V140H45ZM2 142H3V141H2ZM35 142H36V141H35ZM35 142H34V143H35ZM37 142H38V141H37ZM40 142H41V140H40ZM105 142H106V141H105ZM105 142H104V143H105ZM4 143H5V142H4ZM10 143H11V142H10ZM31 143H32V142H31ZM41 143H43V141H42ZM62 143H63V142H62ZM70 143H71V142H70ZM83 143H84V142H83ZM104 143H103V144H104ZM108 143H109V142H108ZM1 144H2V143H1ZM6 144H7V143H6ZM65 144H66V143H65ZM100 144H101V143H100ZM106 144H107V143H106ZM106 144H105V145H106ZM2 145H3V144H2ZM13 145H14V144H13ZM13 145H12V146H13ZM15 145H16V142H15ZM38 145H40V144H37V146H38ZM66 145H68V144H66ZM91 145H92V144H91ZM91 145H90V146H91ZM7 146H8V144H7ZM27 146H28V145H27ZM31 146H32V145H31ZM37 146H36V147H37ZM41 146H42V145H41ZM41 146H38V147L41 148ZM56 146H57V145H56ZM59 146H62V145H59ZM64 146H65V145H64ZM83 146H84V145H82L81 147H83ZM95 146H96V145H95ZM97 146H98V143H97ZM1 147H2V146H1ZM8 147H9V149H8ZM8 147L5 146V148H7L8 150H10L11 147H10V146H8ZM15 147H16V146H15ZM38 147H37V149H38ZM67 147H69V146H67ZM81 147H80V149H82ZM92 147H94V146H92ZM104 147H105V146H104ZM61 148H62V147H61ZM65 148H66V147H65ZM95 148H96V147H95ZM98 148H99V147H98ZM101 148H102V146H101ZM3 149H4V148H3ZM7 149L5 150L6 153H7V151H8ZM19 149H21V148H18V150H19ZM33 149H34V148H32V150H33ZM99 149H100V148H99ZM29 150H30V149H29ZM35 150H36V149H35ZM50 150H51V148H50ZM67 150H69V148H68ZM91 150H92V149H90V151H91ZM11 151H12V150H11ZM15 151L17 152V149H16ZM30 151H31V150H30ZM37 151H38V150H37ZM51 151H52V150H51ZM54 151H55V150H54ZM61 151H62V149H61ZM64 151L66 152V150H64ZM1 152H2V151H1ZM8 152H9V151H8ZM12 152H13V151H12ZM38 152H39V151H38ZM38 152L36 153V155L38 154ZM56 152H57V151H56ZM58 152H59V151H58ZM9 153H10V152H9ZM27 153H28V152H27ZM31 153H32V152H31ZM2 154H3V153H2ZM12 154H13V153H12ZM52 154H53V153H52ZM52 154H51V155H52ZM58 154H59V153H58ZM58 154H57V155H58ZM77 154H78V153H77ZM77 154H75V155H77ZM5 155H6V154H5ZM7 155H8V154H7ZM7 155H6L5 158H7ZM10 155H11V153H10ZM13 155H14V154H13ZM40 155H41V154H40ZM42 155H44V154H42ZM49 155H50V154H49ZM51 155H50V158H51ZM174 155H175V154H174ZM0 156H1V155H0ZM58 156H59V155H58ZM87 156H88V155H87ZM176 156H177V155H176ZM211 156H212V155H211ZM1 157H2V156H1ZM9 157H10V156H9ZM14 157H15V156H14ZM56 157H57V156H56ZM56 157H55V158H56ZM59 157H60V156H59ZM77 157H78V156H77ZM85 157H86V156H85ZM88 157H89V156H88ZM37 158H38V157H37ZM39 158H40V157H39ZM44 158H45V157H44ZM50 158H48L47 160H49ZM61 158H62V157H61ZM71 158H72V157H71ZM74 158H75V156H74ZM224 158H225V157H224ZM13 159H14V158H13ZM67 159L69 160V158H67ZM135 159H136V158H135ZM222 159H223V158H222ZM235 159H236V158H235ZM0 160H3V159H0ZM5 160H6V159H5ZM36 160H37V159H36ZM50 160H51V159H50ZM76 160H77V159H76ZM82 160H84V157H83ZM22 161H23V160H22ZM41 161H42V160H41ZM6 162H7V161H5V163H6ZM9 162H10V161H9ZM13 162H14V161H13ZM62 162H63V160H62ZM62 162H61V164H63ZM1 163H4V160H3V162H1ZM50 163H51V162H50ZM82 163H83V162H82ZM131 163H133V162H131ZM11 164H12V162L9 164V166H10ZM64 164H65V163H64ZM66 164H67V163H66ZM68 164H69V163H68ZM76 164H77V163H76ZM3 165H4V164H3ZM3 165H2V166H3ZM74 165H75V164H74ZM4 166H5V165H4ZM4 166H3V167H4ZM12 166H13V164H12ZM12 166H10V167H12ZM65 166H66V165H65ZM133 166H134V164H133ZM26 167H27V165H26ZM59 167H60V166H59ZM66 167H67V166H66ZM84 167H85V166H84ZM130 167H131V166H130ZM4 168H6V166H5ZM4 168H3V171H4ZM22 168H23V167H22ZM63 168H64V167L62 166V169H63ZM60 169H61V168H60ZM60 169H59V171H60ZM133 169H134V168H133ZM49 170H50V169H49ZM70 170H71V169H70ZM14 171H15V170H14ZM21 171L23 172V170H21ZM59 171H58V172H59ZM75 171H76V169H75ZM65 172H66V171H65ZM79 172H80V171H79ZM86 172H87V170H86ZM1 173H2V172H1ZM18 173H20V172H18ZM30 173H32V172H30ZM43 173H44V172H43ZM76 173H77V172H76ZM12 174H13V173H12ZM12 174L9 172V176H11ZM73 174H74V173H73ZM78 174H79V173H78ZM21 175H22V174H21ZM28 175H29V174H28ZM38 175H39V173H38ZM58 175H59V173H58ZM74 175H76V174H74ZM80 175H81V173H80ZM88 175H89V174H88ZM2 176H3V174H2ZM13 176H14V175H13ZM23 176H24V175H23ZM43 176H44V175H43ZM45 176H46V173H45ZM3 177H4V176H3ZM26 177H27V175H26ZM39 177H40V176H39ZM167 177H168V176H167ZM6 178H8V177H6ZM20 178H22V177H20ZM23 178H24V177H23ZM44 178H45V177H44ZM68 178H69V176H68ZM73 178H74V177H73ZM73 178H72V179H73ZM244 178H245V177H244ZM57 179H58V178H57ZM61 179H62V177H61ZM15 180L17 181V179H15ZM24 180L26 181V178H24L22 182H24ZM29 180H30V178H29ZM62 180H63V179H62ZM80 180H81V178H80ZM12 181H13V180H12ZM18 182H19V181H18ZM20 182H21V180H20ZM16 183H17V182H16ZM29 183H30V182H29ZM86 183H87V182H86ZM9 184H10V183H9ZM12 184H13V183H12ZM14 184H15V183H14ZM17 184H18V183H17ZM20 184H21V183H20ZM70 184H71V183H70ZM77 184H78V183H77ZM10 185H11V184H10ZM10 185H9V186H10ZM23 185H24V184H23ZM0 186H1V185H0ZM6 186H7V185H6ZM6 186H4V187H0V210H3V209L5 210V209H6L7 211H9L10 208L12 207L13 212H14V210H18L19 213H20V211H22V212H23V215H24V210H26V208L24 207V199H23L22 201H19V202L15 201L16 199H15V200H14V199L11 200V197H12L13 194H14L13 192H14L15 189H17V186L15 185V187H16L15 189H14L13 187H11V186H10V187H6ZM30 186H31V185H30ZM61 186H62V185H61ZM70 186H71V185H70ZM70 186H69V187H70ZM40 187H41V186H40ZM223 187H226V186H223ZM18 188H19V186H18ZM23 188H24V187H23ZM23 188H22V189H23ZM27 188H28V187H27ZM42 188H43V187H42ZM247 188H248V187H247ZM13 189H14V190H13ZM48 189H49V188H48ZM70 189H71V188H70ZM75 189H76V188H75ZM174 189H175V188H174ZM18 190H19V189H18ZM24 190H25V189H24ZM26 190H27V189H26ZM30 190H31V189H30ZM43 190H44V189H43ZM16 191H17V190H16ZM22 191H23V190H22ZM22 191H18V192H22ZM41 191H42V190H40V192H41ZM23 192H24V191H23ZM66 192H67V191H66ZM28 193H29V192H28ZM16 194H17V193H16ZM16 194H15V195H16ZM40 194H41V193H40ZM200 194H201V193H200ZM26 195H27V193H26ZM26 195H24V196H26ZM30 196H31V195H30ZM48 196H49V195H48ZM56 196H57V194H56ZM62 196H63V195H62ZM13 197H15V196H13ZM32 197H33V196H32ZM32 197H31V198H32ZM41 197H43V196H41ZM260 197H261V196H260ZM15 198H16V197H15ZM55 198H56V197H55ZM196 198H197V197H196ZM237 198H238V197H237ZM19 199H20V198H19ZM29 199H30V198H29ZM32 199H33V198H32ZM40 199H41V198H40ZM63 199H64V198H63ZM238 199H239V198H238ZM47 200H48V199H47ZM53 200H54V199H53ZM55 200H56V199H55ZM11 201H12V202H11ZM71 201H72V200H71ZM233 201H234V200H233ZM263 201H264V199H263ZM45 202H46V200H45ZM50 202H51V201H50ZM226 202H227V201H226ZM10 203H11V204H10ZM38 203H39V202H38ZM42 203H43V202H42ZM215 203H216V202H215ZM43 204H45V203H43ZM48 204H49V203H48ZM48 204H47V206H48ZM38 205H39V204H38ZM62 205H63V204H62ZM213 205H214V204H213ZM213 205H212V206H213ZM40 206H42V205L40 204ZM47 206H46V207H47ZM68 206H69V205H68ZM37 207H38V206H37ZM42 207H44V206H42ZM46 207H45V208H46ZM210 207H211V206H210ZM34 208H35V207H34ZM39 208H41V207H39ZM45 208H44V209H45ZM191 208H192V207H191ZM211 208H212V207H211ZM213 208H214V207H213ZM35 209H36V208H35ZM37 209H38V208H37ZM49 209H50V208H49ZM51 209H52V208H51ZM41 210H42V209H41ZM45 210H47V209H45ZM69 210H70V209H69ZM7 211H5V212L3 211V212H4V213H3V216H6L5 213H8ZM27 211H29V210H27ZM39 211H40V210H39ZM29 212H30V211H29ZM32 212H33V211H32ZM53 212H54V211H53ZM258 212H259V211H258ZM14 213H15V212H14ZM14 213H13V215L10 214V216H11V217L13 216V218H14ZM26 213H27V212H26ZM34 213H35V212H34ZM222 213H223V212H222ZM19 215H20V214H19ZM23 215H22V216H23ZM47 215H48V214H46V216H47ZM55 215H56V213H55ZM257 215H258V214H257ZM8 216H9V215H8ZM38 216H39V215H38ZM46 216H45L42 220L38 219V217H37V218H33V219H29V220H26V218H25V219L22 221V228H21V231H17V230H16L17 232H13V233L10 235L9 240H8V242L6 243L7 247H8L9 249H10V248L15 249V246H17V247H22L24 251H25L27 248L30 247V248H32V250H34V251H39V250L41 251V249H43V247H44L45 245L52 244V242L54 243L55 240L58 238V236H57V232H58V231H56V229H55V232H52V231L50 230L51 222H50L49 218L46 217ZM0 217H2V216L0 215ZM49 217H50V216H49ZM259 217H260V216H259ZM15 218H16V217H15ZM20 218H21V217H20ZM20 218H18V219H20ZM2 219H4V218H2ZM72 219H73L72 216H70V220H72ZM112 219H113V218H112ZM254 219H255V218H254ZM7 220H8V218H7ZM9 220H10V219H9ZM14 220H15V219H14ZM21 220H22V219H21ZM261 220H262V218H261ZM0 221H1V220H0ZM4 221H6V220H4ZM190 221H191V219H190ZM262 221H264V219H263ZM262 221H261V222H262ZM0 223H1V222H0ZM2 223H3V222H2ZM5 223H6V222H5ZM117 223H118V222H117ZM253 223H254V222H253ZM58 224H59V223H58ZM73 224L75 225V223H73ZM118 224H119V223H118ZM118 224H117V225H118ZM185 224H186V223H185ZM262 224H263V223H262ZM2 226H3V225H2ZM4 226H5V224H4ZM7 226H8V225H7ZM7 226H6L5 228H7ZM10 226H11V224H10ZM71 226H72V225H71ZM71 226L69 227L70 230L68 229L67 231H64V236H67L69 239L71 238V245H70V248L68 247L69 250H74V249H76L77 252H78V251H79V250H78V249H79V241H81L83 237L81 236V237H82L81 240H74L71 236H77V237H78V235H77V232L72 231L73 226H72V227H71ZM132 226H133L132 223H128V224H126V226H125V224H124V226L122 225L120 229H121V231H128L129 234H130L131 232H133V234H136L135 231H134L135 229H134V227H132ZM178 226H179V225H178ZM232 226H233V225H232ZM57 227H58V226H57ZM233 227H234V226H233ZM233 227H232V228H233ZM252 227H253V226H252ZM254 227H257V226H254ZM258 227H259V226H258ZM260 227H262V225H260ZM0 228H1V227H0ZM59 228H60V227H59ZM166 228H167V227H166ZM166 228H165V229H166ZM172 228H173V227H172ZM176 228H177V227H176ZM208 228H209V227H208ZM7 229H8V228H7ZM0 230H1V229H0ZM169 230H170V229H169ZM171 230H172V229H171ZM173 230H174V229H173ZM173 230H172V231H173ZM180 230H181V228H180ZM184 230H185V229H184ZM224 230L226 231V229H224ZM224 230H223V231H224ZM249 230H250V229H249ZM254 230H256V229H254ZM178 231H179V229H178ZM225 231H224V234L227 232V231H226V232H225ZM234 231H235V229H234ZM244 231H245V230H244ZM256 231H257V230H256ZM4 232L6 233V231H4ZM60 232H61V231H60ZM111 232H115V231H111ZM111 232H108V231H107V232H104V234L110 236L108 233H111ZM208 232H209V231H208ZM235 232H236V233H239V232H237V231H235ZM253 232H254V231H253ZM5 233H4V234H5ZM173 233H174V232H173ZM175 233H176V232H175ZM232 233H233V232H232ZM236 233H235V234H236ZM251 233H252V232H251ZM256 233H258V232H256ZM256 233H254V234H256ZM261 233H262V230H261ZM261 233L259 232L258 234H261ZM93 234L96 235L95 232H94ZM170 234H171V231H170ZM263 234H264V233H263ZM130 235H131V234H130ZM98 236H99V235H98ZM223 236H224V235H223ZM255 236H257V235H255ZM233 237H234V236H233ZM249 237L251 238V235H250ZM253 237H254V235H253ZM257 237H258V236H257ZM262 237H263V236H262ZM59 238H60V236H59ZM69 239H68V240H69ZM251 239H252V238H251ZM253 239H254V238H253ZM257 239H258V238H257ZM248 240H250V239H248ZM261 240H262V239H261ZM56 241H57V240H56ZM111 241H112V240H111ZM131 241H132V238H131ZM236 241H237V240H236ZM252 241H253V240H252ZM252 241H250V243H251ZM258 241H259V240H258ZM258 241H257V242H258ZM81 242H82V241H81ZM137 242H138V241H137ZM93 244H94V243L88 242L87 246L90 247V246L93 245ZM232 244H233V243H232ZM251 244H252V243H251ZM255 244H256V243L254 242V244H253L254 247H255ZM82 245H85V244H82ZM110 245H111V244H110ZM245 245H246V246H245ZM245 245H244L245 247H248L247 244H245ZM261 245H262V244H261ZM249 246H250V245H249ZM251 246H252V245H251ZM262 246H264V245H262ZM112 247H113V249H115V250L112 251V252H113V255L108 256V258H110V259H109L110 261H109L108 264H119L120 262H119L118 258L121 257V256L119 255L121 252L119 251V253H117V251H116V247H115V244H113ZM242 247H243V245H242ZM257 247H258V246H257ZM259 247H260V246H259ZM66 248H67V246H66ZM80 248H81V247H80ZM84 248H85V247H84ZM84 248H82V249H84ZM231 248H232V247H231ZM249 248H250V247H249ZM252 248H253V246H252ZM260 248H263V247H260ZM260 248H259V249H260ZM51 250H52V249H51ZM66 250H67V249H66ZM134 250H135V249H134ZM244 250H246V249H244ZM260 250H261V249H260ZM260 250H259V251H260ZM252 251H253V250H252ZM254 251H257V250H254ZM51 252H52V251H51ZM73 252H75V250H74ZM112 252H110V253H112ZM167 252H168V251H167ZM248 252H251V251H248ZM261 252H262V251H261ZM35 253H37V252H35ZM101 253H102V252H98V254H99V257L97 258L98 260H99V258H100V256H101ZM233 253H235V252H233ZM246 253H247V252H246ZM251 253H253V252H251ZM257 253H258V252H257ZM263 253H264V251H263ZM85 254H86V253H85ZM98 254H97V255H98ZM131 254H132V253H131ZM228 254H230V253H228ZM247 254H249V253H247ZM261 254H262V253H261ZM76 255H77V254H76ZM200 255H201V254H200ZM231 255H232V254H231ZM233 255H235V254H233ZM237 255H238V254H237ZM249 255H250V254H249ZM256 255H257V258L259 259L258 254H256ZM256 255H255V256H256ZM262 255H263V254H262ZM87 256H88V255H87ZM144 256H146V254H145ZM178 256H179V255H178ZM239 256H240V255H239ZM239 256H238V258H239ZM253 256H254V254H253ZM260 256H261V255H260ZM17 257H18V255H17ZM79 257H80V256H79ZM174 257H175V256H174ZM218 257H219V256H218ZM232 257H233V256H231L230 259H229V258L226 259L225 255H221L219 258H217V261H218V262H221L222 264H223V263H225V264L227 263V264H228V263H230V262H233V264H235L236 262H237V263L239 262V261H236L235 259H234V260H235L236 262H234V260H233ZM247 257H248V256H247ZM247 257H246V258H247ZM104 258H105V257H104ZM140 258H141V257H140ZM178 258H179V257H178ZM238 258H237V259H238ZM242 258H244V257L242 256ZM246 258H245V259H246ZM253 258H254V257H253ZM253 258H247V259H246L247 261H245V264H251V263H250V262H251L250 260H254V261H255V259H253ZM44 259H45V258H44ZM81 259H82V258H81ZM176 259H177V258H176ZM211 259L213 260V258H211ZM239 259H240V258H239ZM258 259H256V261H257ZM262 259L264 260V258H262ZM68 260H69V259H68ZM102 260H103V259H102ZM130 260H132V259H130ZM133 260H134V259H133ZM174 260H175V258H174ZM179 260H180V259H179ZM208 260H210V259L208 258ZM212 260H211V262H212ZM263 260H260V263L263 262ZM44 261H45V260H44ZM72 261H73V260H72ZM72 261H71V262H72ZM86 261H87V259H86ZM86 261H85V262H86ZM104 261H105V260H104ZM180 261H181V260H180ZM256 261H255V262H256ZM82 262H83V261H82ZM87 262H88V261H87ZM195 262H196V259H195ZM201 262H202V261H201ZM19 263L26 264V260L23 258V259H21V260H20V259H15L14 261H13V260L11 261L10 259H9V260H8V259H7V260L2 259V257L0 256V264H19ZM45 263H46V262H45ZM77 263H79V262H77ZM137 263H138V262H137ZM204 263H205V262H204ZM241 263L243 264L244 262H241ZM253 263H254V262H253ZM253 263H252V264H253ZM43 264H44V262H43ZM70 264H71V263H70ZM191 264H196V263H191ZM197 264H202V263L199 262V263H197ZM206 264H207V263H206ZM230 264H231V263H230Z\"/></svg>","mask_w":264,"mask_h":264}]
</instances>
